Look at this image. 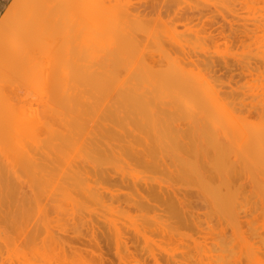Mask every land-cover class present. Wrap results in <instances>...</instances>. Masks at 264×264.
<instances>
[{"label":"bare ground","instance_id":"6f19581e","mask_svg":"<svg viewBox=\"0 0 264 264\" xmlns=\"http://www.w3.org/2000/svg\"><path fill=\"white\" fill-rule=\"evenodd\" d=\"M18 1L19 0H17L14 3V5ZM22 1H27L29 7L30 6H32V7L25 12V14L21 20L16 22V26L14 28L16 31L12 35V37L10 38L11 43L14 44L15 46L17 45L18 50L20 49L18 46L20 45V47H21L22 52L20 51L21 52L20 53L18 51L20 53L19 58H21L23 60V59L31 56L37 50L42 51L51 42V43H55V44H61L60 47L62 46L61 47L62 49L60 50L61 54L59 53L60 57L67 56L69 60H73L74 62H73V67H72V66H67L66 63L61 61V65L63 66L64 72L67 75H69V79L67 80V79L63 78L61 80H56L55 83H53L50 86V88L48 89V94L45 95L42 99H40V102L42 101L41 104H43V106L45 107V110H42V112H38L41 109V108H39L38 111L36 109L37 112L35 111L36 112L35 114L34 113L30 114V112H29V115H28V111L25 114V112L23 113L24 106H22V105H25L27 102L25 104H21L24 101L23 102L22 101H15V100H11V99L6 100L5 98L0 97V192L6 191L5 189L8 188V187H6L7 182H10L11 180L12 181L13 180L18 181L21 178L23 180L28 178V180L30 181L29 183L31 184V182L33 183V181H34V178H36V181H38L37 183H39V185L40 184L42 185V181H45V180L50 181L52 179H55L54 177H56V175L53 174L54 171L56 170L57 173H56V171H55V173L59 174L58 168H60L62 165H63L62 167H64V168L67 167V165H65V163H66L65 158H66V161L67 160L70 161L69 160L70 158L68 159V157H66V155L68 156V154H69L71 156L70 153H71V149H72L76 152L75 155H79V156H76V159H77V157L80 159V157L84 153L83 154L84 157H81V158H83L82 160H84V158L87 156L88 160L92 159V161H94V162L96 161V163L99 162L98 160L102 156L105 159L107 155L108 156L106 159L114 156L111 159L110 158L109 159L115 163L117 161L116 160V157H117V158H119L118 163L116 162L115 164H119L118 168H123L120 166V165H123V164L119 163L120 161H121V163L127 164V160L129 158L131 160H129L130 164L128 166L131 167V164L132 165H134V163L136 164L137 167L133 169L134 173H132L133 175L135 174L134 176H135L136 181L134 183H136V182L139 183V185H141V187L145 183L144 184L145 186H143V188H146L144 191L139 190L136 194L137 196L135 195V191L132 192L133 191L132 185H134V184H132L130 187H127V184L122 180V179H127V177H129L127 174H129L130 171H129V173L124 174L123 169H122V173L124 174V176L126 175V177L122 178L121 180L124 182V184H126V185H124V187H126V188H124L122 185H119V183H121V181L120 182L117 181V185H116V182L114 181L115 182L114 183L112 181L114 178L111 180V177H112L111 175L114 173H111V175H110L111 177L109 176V174H110L109 172H108V175H106V176L102 175V173L101 174L99 173V171L105 172V170H102L104 167H106V165L104 166L105 162H103L104 164H102V162H99V164H102L103 168L101 167V165L99 166V164L97 165L98 168H97V166H95V168H97V170L99 169V167H101L98 171L95 170V173H93V171L91 170L92 168L90 169L92 172H89V171L87 172V170H89L88 168H90V167H88V168L85 167L86 168L85 173L86 172H87L86 174L91 173V174H89L91 177H88V178L86 176L85 177L87 178L86 180L91 181V184L96 182L94 185H96L97 183L99 185H101L106 181L103 185L106 186V184L108 185L109 183H111L112 184V185L110 184L111 186L115 185V186H113V188L119 186L122 188L123 191L125 189V190H128L129 192L131 191L132 194L134 193L133 196H135L136 198H139L138 199L139 201L134 198L136 200V202L131 203V201L132 200L134 201V199L130 193V197H132V198H130L128 195H126V196H128L127 198H130L132 200H129L126 198L129 201L126 204V206H124L125 205L124 204L123 207L124 208L125 207L130 208V207H132V205L134 203H136L137 205L134 204L133 206L135 207V205H136L135 208L137 209V213H140L139 210L141 211L140 216H139V214H135L136 217L139 216V218L142 216L141 214H144V213H142V211L148 210V209H150V210L151 209H154V210L157 209V208H152V207H154V206H152V203H149V204H151V206H150L151 208L149 206H147L148 201H151L154 203L159 202V204H160V202H163V203L170 205V206L166 205L167 206L166 209L169 210V211L167 210L168 213L165 210H162L163 211L162 216H164V213L169 214V217H166V218L168 220H171L172 223L177 224V226L180 229L179 232L177 231V229H178L177 226H175L177 228L174 231L175 227H172L173 229H169V225H167L168 226V227L166 226V228H168L167 230H166V228H165V231H164V229H162L165 232L164 233L160 229L163 227V225L158 227L160 221H157V223H155V220H153V222L155 224H158L157 227L159 228V231H161V232H157V230H158L157 227H154V228H156V229H154L153 227L148 226V225H150V223L151 224H154V223L152 221L151 222L149 221V219L146 216L147 213L145 212V217H146V219H144L146 222L145 228H147V227H150L149 229L153 228V231L155 230L156 233L154 234L151 230L147 229L149 232L151 231L150 233H153L152 235H150L148 232H146L147 230L144 231L142 229L144 232H146V234H144V235H146V237L148 234L149 237L154 235V238L157 236H158V238H163L164 241L159 239L161 241V242H159L160 245L161 244L163 245V246L161 245L162 247L160 246L161 248L165 247L167 244V242L165 244H163V242H165L166 239L168 240L170 238V237H166V232L169 234L170 230L172 232L177 231L178 232L177 234L173 232L174 235L176 234L175 236H178V234L180 233L181 234L180 236H183L182 238H184L186 236V235L185 236L183 235L184 233L183 234L181 233L182 230L186 231V229H187V231L191 232L190 230H192L193 228L188 230L190 225L188 224L189 226H187L186 224L183 223V221H181V219H178L179 217H177V215H175L178 212L176 211V213H175V210H180L179 214L181 215L182 214L181 210H189L188 207L191 209L192 208L196 209L197 207H192V205L197 206L198 205L197 202L199 204H201V207H199L200 206L199 205L198 209L200 208L201 210H208L206 212L207 214H203V215L199 214V213H197V214H199V217H200V215H201V217H203L204 215L209 217V215H210L211 218L210 217H209L210 219L208 218L210 221L206 219L207 218L206 216H205L206 218L203 217L204 219L209 221V223L212 222L211 219H212V217H214L213 216L214 214L215 215L221 214L222 212H224L226 210L228 217H230L229 218L230 222L232 220L231 218L234 219L233 222H231L233 226L232 225L230 226L228 224V222L226 221L227 225H228L226 227L230 226L229 229L227 228L228 230L231 231L230 228L234 227V233H232L233 235L231 234L232 231L231 232L229 231L230 234L232 235V238H231V235L229 234V232H227L226 239H229L227 237V235L229 234L230 238L233 241H234V239H233L234 234L237 237V239L238 238L241 239L243 237V236H241V234H239V231H241L240 229L242 226L241 222L243 223V221H245V223L247 224L245 219L243 221H241L240 217H238V215L242 214L243 212L240 214L237 212L238 213L237 214V213H234L235 210H242V211L249 210L247 212H250L251 210H253L252 212H250L251 214L254 213L253 216H255V214H256V217L260 216L259 217L260 220H262V218L264 219V0H244V2L242 1L244 4L241 1H239L242 3V6L240 4V7L242 9L247 8V10L250 11V12H247V10H246L245 12L249 13V17L251 19L248 16H246L247 13L244 12L245 16H246L244 18L242 17V19H244V20H240L239 18H237L238 16H243L242 14H244V13H241L242 9H240V7H239V9H240L241 14L236 12L238 10V8L236 7V4H238L237 6H239L238 0H232V1L230 0L232 3H229V4H228V2H230L229 0H216V3H213L214 4L213 6H219L220 5L221 7L220 6L219 7L222 9L228 8L231 4L233 6H235L234 11H233V7H231L232 5L230 6L232 9L228 8L227 10L223 11V12H226L225 16H226V14L228 15V13H229V15H233V13L234 14L236 13V15H233L234 17H229L233 21H234V19L237 18L238 21H234V22H241L242 21L243 23H245L244 21H246L247 19H250L249 21L253 20L256 23L257 29H255L256 27L254 25V22L252 23L253 25H250V27H253V26L255 27V28L253 27V30H255L253 32H251V30H250V32H247L249 30V28L246 27V26H249V25H247L248 23L245 24L246 26L242 24L243 26H245V28H243L241 26V24L238 25V27L241 26L242 30H241V28L239 29L238 27H236L237 25L234 26V27H236V29L238 28L240 31L243 32V34H245V35L242 34V36H240V38L245 37V39L248 38L249 41L251 39H254L256 42V46H257L256 52H254L255 48H254V50H252V52L255 54L254 58H253V55H254L253 53H251V54H253L251 58H250V56H248V53H246L247 55H244V56L243 55L238 56L239 54L237 55L234 53L235 56L240 57V59H244V61L245 60L248 61L247 57L249 59H252V60L254 59L255 60V66H256V68L255 67L252 68L251 65L254 66L253 63L252 64L246 63L247 65H244L245 63L244 64L240 63L243 65L244 70L242 68H239V69L237 68L239 71H237V69L235 67L234 70H236L238 72V75L241 72V70L244 71V73L241 72L242 73L241 76H238L239 80L236 78L237 76L236 77L232 76V78L234 77L237 79V81L235 80L236 84H234L235 82L232 83L233 79L230 80L228 83H226L224 81L225 79L223 80L224 77L225 78L227 77L226 74L229 71L230 72L233 71V70L231 71V68L233 69V67H234V64H233L234 62H232V60H231L232 58L230 59L229 56L226 55V53H224V56H225L224 61L227 62L226 64H229L228 68H227V70L228 69L229 70L227 71L224 69L225 70L224 74L226 76L224 74H222L223 78H221L222 77L221 74H220V76H217V74L215 72V71L219 72V70L222 71L220 67H223L225 65V63H224V65H222L223 63L221 61L220 62L222 64H220V62H219V60H221V58L223 57L222 54H221L222 57H220V59L218 57H214V59L218 58V59H216V61L218 60L217 63L219 62L218 66H220L218 68V70L213 69L215 64L213 66L212 62H210V61L207 62V60L206 61L202 60L201 58L204 57V56L201 57L202 54L200 57H199L200 54H198V55L196 54L197 52H199L196 49H202L204 51L203 47H206L205 43L207 42V41L204 42L205 41L204 36L202 37V35H201V33H204L207 31L205 28H203L202 31L197 29V28H199L198 24L203 23V20L206 19V17H207L206 15L211 14L212 17H215L214 15L217 13L216 11L214 12L215 14L213 13V10H215L217 7L215 9H210V8H214V7L209 6L213 1L207 0V1L211 2V3L209 2V5H208V4H206V0H188V2L189 1H191V2L189 5H187V4H185V2H182L183 0L182 1L181 0H152V1L147 0L148 2H152L151 8L155 9L153 12L150 13V16H153V18L146 16L145 12L144 13L141 12V9L142 10L145 9L144 3L141 2V4H144V6L141 5L143 8H141V6L139 5V2H138L139 8H135V2H134V4H132V2L128 1V0H116V1H114V0H22ZM214 2H215V0H214ZM217 2L218 3L220 2V3L218 4ZM179 3L187 5L188 7L190 6L188 9H191V10H189V11L193 12L192 14L195 13L198 17H196L195 14L192 15V17L191 16L189 17V15L187 16V14H189L191 12L187 13L188 9L183 8V7H185L184 5H183V7L182 6L179 7V8H183L182 10H185L184 12L182 11L181 13H185L187 10V12H186L187 14L185 15L187 17L185 19H183V21H182V18L185 16H182V14H181L182 17L180 18L181 20L180 19L178 20L177 18L171 17L170 14L174 13L176 16V14L178 13V12H176V10L174 12L173 8H175L174 6L178 5ZM191 3H192V5H191ZM161 4H163V6H164V8H162V9L167 10V12L164 11L167 14L166 15L163 14V16L165 15L164 16L165 18H163L161 16V12H162V10H161L160 16L162 18L160 16H156V18H155L154 17L155 15H152V13H154L157 9H159L158 7L161 6ZM138 5H137V7H138ZM205 5H206V8H205ZM207 5H208V7H207ZM243 5H245V6H243ZM172 6H173V8H172ZM202 7L205 8L206 10L203 9ZM147 8L150 9V5H149V7L147 6ZM177 8H178V6H176L175 9H177ZM179 8H178V11H179ZM220 8H217V9H220ZM236 8H237V10H236ZM160 9H161V7H160ZM170 9H172V10H170ZM207 9L210 12H208L206 14ZM222 9H220L219 11L221 12ZM157 11L159 12V10H157ZM180 11H181V9H180ZM203 11L205 12V14H203ZM147 14H149V13H147ZM158 15H159V13H158ZM220 15H222V13H220ZM216 16H217V14H216ZM166 17H167V19H166ZM176 17H179V16H176ZM210 18L211 17L209 16V19ZM218 18H220V20L222 19V17H220V16H218ZM215 19L219 20V19H217V17ZM230 19H229V21H230ZM219 21H217L219 24L215 21H214L215 22L214 23L212 20L210 21L211 22L210 23L207 19V21L205 20V22H208V24L206 23L204 25L208 26L209 24H211L212 26H209V28L211 29V27H212V29H213V26H214V30L216 32L223 27L226 29V30H223L224 28L221 29L222 31H220V33H219V31L217 33L214 32V33H212L213 35L216 33V35L219 36L223 31H225L224 35L228 34V32H229L228 24H226V22L228 20H226L225 25L222 22L223 21L222 20L221 21V23H223V24H221L222 26L220 25ZM249 21H246V22H249ZM195 22L197 23V25ZM212 22L215 25L217 23V25H220L221 28H220V26L216 27L217 25L215 26ZM235 24H237V23H235ZM179 25L183 26L182 29L184 31L181 32L178 29ZM204 25L201 27H204ZM230 27H232V25ZM234 27H232V28H234ZM47 28H51V29L48 31ZM179 28L181 29V27H179ZM206 28H208V27H206ZM232 28H231V33L229 32L231 35L230 34H228V36L227 35L226 36L221 35V38L225 37L224 39H219V37L216 38L217 36L214 37L212 35L211 37H213V38L211 40V37L208 34L206 37H210V38H206V40L209 39L208 42H210V40H211V42H213L215 39L217 41L218 40L223 41L226 39V37L227 38L229 37L230 39H226V41H227V43L229 42V44H230V41L231 40L233 41V39H231L232 38L231 36L233 35V38H235V39L233 41V47L231 46L232 43L230 44L231 47H230L229 53L231 55L234 51L236 52L239 49V47H241V49H243L242 46L244 44H245V49H246V47H248L249 44L253 48L252 44L255 45L253 40H251L252 43L251 42L249 43V41H247V39L245 40L243 38V41H242V38L240 39L239 37H238L239 42L241 40L242 45L240 44V46L238 47L236 45V44L239 45V43H237L238 39H236V37L238 35L235 33V35H237V36H235L232 33L233 32ZM204 29H205V31H203ZM194 30H195V33H191V31H194ZM226 31H228V32H226ZM208 32H211V31L208 29ZM212 32H213V30H212ZM250 33L253 35H249ZM222 41H220V42L218 41V43H219L218 48L225 46V44H227L226 41H225L224 45H223L224 42L221 44ZM211 42L209 44L212 47L211 46L209 47L208 43H207V46L209 47L208 49H210V48L213 49V47L217 45L216 41H214L213 43H211ZM234 42H235V45H234ZM213 44H214V46H213ZM236 46L238 47V49L234 50L235 48H237ZM251 47H248V48H251ZM231 48H234V49H231ZM241 49H240V51H241ZM216 50H217V48H216ZM232 50H234V51H232ZM209 51H211V50H209ZM214 51H215V49H214ZM242 51H244V50H242ZM238 52L239 51H237V53ZM214 53H216V51L213 52V54ZM208 54H212V52L207 53V55ZM218 54L220 56V53H218ZM226 56L229 58V60H231L230 62L232 64L229 63L228 60L226 61V59H227ZM242 56H243V58H241ZM3 57H6V56H3ZM209 58L211 59V61H213L210 56H209ZM216 61L214 60L213 63H216ZM7 64H8V62H7ZM7 64H6V66L9 65V64L8 65ZM19 64H20L19 62H13V65L15 66V67L13 66V68H16V66L18 67ZM216 66H217V64H216ZM229 66L230 67L232 66V67L230 68ZM235 66H238V65H235ZM0 68H1V65H0ZM8 68L11 69L12 67L10 66ZM215 69H216V67H215ZM245 71L248 73V76H246V78H244V76H242L243 74L247 75L245 73ZM233 72H235V71H233ZM249 76H250V78H247ZM241 77H242V79H241ZM240 79H241V81L243 79H247L250 81L245 82L244 85L240 84L242 86L237 87L236 85L239 84V82L241 83ZM242 83H243V81H242ZM7 85L4 84V86H7ZM8 86H10V84ZM46 86L48 87V85H46ZM5 88H3V85H2V89L5 90ZM0 90H1V88H0ZM6 91H7V89H6ZM0 94H1V92H0ZM50 94H53V95H50ZM147 101L149 103L148 108L149 107L151 108V106H152V108H154L153 102L155 101V103H156L159 101L158 104L161 105V106L160 105L159 106L162 107V109L160 107L159 108L165 112V113H163L164 116L166 118L168 117L165 120V122H163V121L158 122L155 119L156 110L154 111L152 108L151 109L149 108V110H147L146 109L147 107H145V109L143 108V111H147V112L150 111V113L145 112V113H147V116H146V114L143 113V111H141L143 114L142 115L143 118H141V114H140L141 113L140 112L141 102L147 103ZM150 101H153V102L150 103ZM170 101H171V104L174 103V101H177L176 105L174 104L175 105L174 107H176L178 109H175L176 111H174V112H178V115H177V113H175L176 115H174V112L172 111L173 107L171 108L172 110L171 109L166 110L165 108H163V106L165 104H167V102L170 103ZM177 103H179L180 105ZM151 104H153V105H151ZM18 105H21V107H22L21 109H23V110L20 109L21 110L20 113L17 112V110H19ZM30 106L33 107V105H30ZM40 106H42V105H40ZM181 107H182V109H181ZM28 108L29 107H27V109ZM158 109H157V111H158ZM32 110H34V109H32ZM161 110H159V112ZM159 112H156V113L161 114V116H162V113H159ZM180 112L183 115V117H180L177 119L178 120L180 119L181 123L176 119V116L178 117L180 115ZM144 116H146V117H144ZM203 118L206 121L205 120L203 121ZM162 119H164V117ZM181 119H182V121H181ZM202 121L205 122V125L202 123ZM193 135L196 138H194ZM178 143H181V144H178ZM68 150H70V151H68ZM64 152L65 153L68 152V153L64 155L63 161H61V163H60L59 160H61L60 159L61 156L63 157ZM80 152H82V154H80ZM56 157H58L59 160ZM96 157L99 159H97ZM122 157H124L123 159H126L127 157H129V158H127V160H124L125 162H123L122 160H120V158L122 159ZM76 159H75V161H76ZM93 159H96V160H93ZM101 160L102 159H100V161ZM54 161H56L58 168H56L57 165L54 164ZM57 161H59L60 164H62V162H63V164L60 166V164L57 163ZM68 161H67V163H68ZM78 162H79V160H77L76 162L70 161L69 165L71 163H73V164L76 163L78 168L74 170L73 169V168H75L74 165H72L73 168H71V166H68L69 168H66L65 170L68 171V169H69V172H66L65 174H62V175L59 174L58 175L59 177L56 178L57 183L59 182L58 185L62 184L61 182H63V184L65 183L66 186L68 185V187H70L69 185L72 184V183H70L72 180H74V181H72L73 183L76 182L75 181L76 179L79 180L78 182L81 185L82 189L80 188V186L75 185L76 183H74L73 185H71L72 187H70L71 189L73 188L74 190H76V188H77V191H75V193L78 192L79 194L78 193L75 194L73 192L74 191L73 189H72L73 191H71V192H73L74 194H72L70 192V190H71L70 188H69L70 190H68V191L66 190V191L68 192V194L70 192V194H72V197H73V195H75L76 197H77V195H79V196L81 195L80 198L78 196V198H79L78 201L80 200L82 202L84 199H86L85 201H83V203L88 202L89 206H87V204H85L86 208H85V211H83L84 209H82V207L84 206V204H83V206L80 205L81 206L80 207V206H78L79 204L77 203L78 204L77 206L79 207L78 208L79 211H76V212L77 213L79 212V215H80L81 214L80 208H81V210L83 212H85V215H82V216L89 217L90 215H92V213H93V215L97 214V212H99V210L96 213H94L95 211L91 212V214H89V216H88V214H86L87 213L86 211H88L89 209H90V211L94 210L95 206L93 205V203L97 199L96 197L99 196L100 197V199H98L99 201H103L106 198L105 202H107V199H108L107 203H109V201H110V203L113 202L114 200L111 201L113 198L115 200L118 198L117 199L118 203L121 204V207H120L121 211L119 208H117V210L119 209L118 211L120 213L121 212L127 213V211H126L127 209L126 210L122 209V203H120L123 198L125 199L126 196L124 195V193L126 191L124 193L122 192L124 196L121 195L122 193H120V195H117V196L114 195L113 198L111 199V196L105 195V194L109 195V192H107L109 188L106 189L107 191H105L107 193H104V191H102L104 193L103 194L102 192H100L98 190H102V189L104 190V188L98 189L96 191L92 189L94 191L93 192L91 190V188L93 187V185H92L91 188L89 187L90 190H88L89 188L85 190V191H88V193L86 192L88 195V198H89L87 200V197L84 195L85 192H83V188L85 187L84 186L85 184H86V186H89L88 184L90 181L87 182L84 178H82V180L84 179L83 181H85V182H83V181H81V179H79L80 176H79V174L77 175V173H80V171H81V173L82 172L84 173V170H83L84 168L83 169L80 168L81 164H79V166H78ZM48 163H50V164L53 163L55 165V167L53 168L54 171H53L52 175L49 172H47L48 168H49L47 166ZM110 165H111V163H110ZM128 166H125V167H128ZM112 167H108L105 169L108 170L109 168L111 169ZM116 167L114 166L112 169H114V168L118 169ZM142 167H143V169H142ZM137 168H141L142 170L138 169L141 171H138V173H137ZM70 169L71 170L73 169L74 171H71ZM78 169L80 171H78ZM44 170H45V172H44ZM59 170L61 172V170H63V169H59ZM76 170H77V173H76ZM133 170H131V171H133ZM106 172L104 174H107ZM118 172L119 171L117 170V173ZM97 173H99V174H97ZM136 173H137V175L140 173L139 175H141V178H139L136 175ZM123 174H121V175H115L114 174L115 175L114 177H116V179L118 177V180H120L119 178H121L120 176H122ZM30 175H33L34 178ZM47 175H50V177H48ZM81 175L84 176V174H81ZM108 176L110 177V180L113 183L109 180ZM106 177H108V178H106ZM30 178H31V180H30ZM94 178H95V180H94ZM106 179L109 180V183H107L108 180H106ZM116 179H114V180H116ZM99 180H101L100 183H99ZM138 180H139V182H138ZM143 181H144V183L141 184V182H143ZM166 181L170 182V184H171V187L170 186L167 187L168 189L163 187L164 182H166ZM23 182H25V181H23ZM153 182H155L156 185H154ZM68 183H70V184H68ZM13 184H15V183L13 182ZM30 184L28 185L29 187H27V189L30 188V186H31ZM34 184L35 183H33V185ZM63 184L60 185V187H62ZM65 184H64V187H65ZM98 184H97V186H98ZM39 185H37V186L39 187ZM9 186H11V185H9ZM42 186H41V188H45V190H47L46 189L47 185L46 186L42 185ZM73 186H75V188ZM13 187L11 186V189H13ZM16 187H17V192L16 191L12 192V193H14V195L15 194L18 195V191H19L18 188H20L18 186H16ZM32 187H34V186H31L30 189H32ZM48 187H49V185H48ZM60 187H59V190L61 189ZM64 187H62V188H64ZM68 187H66V188H68ZM78 187L80 188V190L83 193L79 191ZM49 188H53L52 185ZM66 188H64V189H66ZM64 189H63V191H65ZM33 190L36 191L35 189H33ZM40 190L41 189H39V191H37L38 193L31 190L33 192V194L37 193L40 195L39 196L36 194V196H37L36 199L32 198L34 200H32V199L30 200V201H32V203H33V201L36 202L37 198L40 200V203L38 200V204H39L38 206H37V202L33 203V204L31 202H29L32 204V207L34 204L37 207H40L41 203L44 204V202H41V200L46 201L47 195H49V193H51V190H49V189H48L49 191H45V192H49L47 194H45L44 191H40ZM117 190H118V192H120L119 189H117ZM117 190L114 189V190H112V192L117 191ZM180 190H183L184 191L183 193H186L185 197H186V195H188V197L191 196V198H189L190 201L188 199L181 198L182 196L179 193L177 194V192H180ZM11 191H9V192L6 191L7 195L11 196V194H12V193H10ZM60 191L63 192L62 189ZM41 192H43L44 195H42ZM80 193H82V194H80ZM114 193L115 192H113V194ZM23 194H24V192H23ZM23 194H22V197L26 198V196L24 197ZM26 194H27V192H26ZM116 194H119V193L116 192ZM0 195H2L4 197V192L0 193ZM41 195L43 197H46V198H43ZM173 195L175 196L176 202L179 203L180 207L176 204ZM177 195L181 196V197L178 198ZM12 196H11V198H12ZM56 196H59V194ZM102 196L104 199L101 198ZM121 196H123V197H121ZM40 197L43 199H41ZM83 197H86V198L83 199ZM107 197H109V198H107ZM193 197H195V198H193ZM91 198L93 199L94 202L89 201V200H91ZM7 199H9V198H7ZM56 199L57 200H54V201L52 200L54 202V205H55V206L54 205H52V206H54L56 208L57 205L58 206L61 205L60 206L61 208L59 207V209H58V207H57V210H63V212L59 211L60 212L59 213L58 211H53L55 208H48L47 212L48 211H50V212H48L49 214H46V216H44L43 210H40L39 208H37L38 213H36L34 215V212H36V210H35L36 206L34 205L35 207H33L34 211H32V207L29 210V208H28L29 205L28 204L26 205L25 202H20L23 205L22 208H24V209L21 208L22 210H20L19 202L15 201V203L16 202L18 203L17 207L19 209L16 207H15L16 210L15 209L14 210H12V209L11 210H4V209L1 210L0 209V224L3 223L4 225H7V226L9 224L10 225L13 224L12 225L13 227L11 228V230L12 229H14V230H12V231L10 230L11 235H13L15 233L14 231L16 229L18 230V228H19V230L20 229L22 230L24 228L22 231H24V230L26 231V227L29 225L31 226L32 222L35 220V223L33 222L34 224L32 225V227L34 226L32 228L33 229L32 231L34 233L35 232L34 228H37L36 225L41 227L43 224L47 223L48 222L47 217H50L52 215L51 212L53 211V212H55L54 216L58 215L60 219L57 218V216H56L54 218V220L57 219V221L56 220L54 221L51 219L50 220L52 222L54 221V223H56L59 228L63 227V226H60V224L65 225L66 222H65V224H62V223L59 224L58 220H60V222L61 221L63 222V220H64L63 218L65 217L64 215L66 214L65 212L67 211V213H68V210H65V209H68L70 207V205H69L70 203H67V200L65 201L66 202L65 203L64 202L65 199L64 200L60 199V201L63 200V203L60 202V204H57L59 198L56 197ZM75 199L77 200V198H75ZM124 199H123V201H124L123 203H125V201L127 202V200H124ZM191 199H193L194 202L193 201L191 202ZM196 199H198L197 202L195 201ZM2 202H3V200H2ZM105 202H101V203H105ZM129 202H130V204H129ZM3 203L7 204L9 202H7V203L3 202ZM23 203H25V204H23ZM91 203L94 206L92 209H91V207H92ZM114 203L118 204L117 202H114ZM163 203H161L162 207L165 206V204L163 205ZM194 203H196V204H194ZM2 204H0V206ZM11 204H13V206H15L14 201H13V203L11 202ZM11 204L9 207H11ZM63 204L65 206H63ZM128 204H129V206H127ZM159 204H157V205H159ZM90 205H91V207H90ZM2 206L4 208V205H2ZM6 206H7V208H9L8 205H6ZM41 206H42V204H41ZM101 206H98L100 208L95 207V209L96 208L102 209ZM117 206H119V205H117ZM63 207H64V209H62ZM134 207H132V208L134 209ZM0 208H2V207H0ZM70 208H72V207H70ZM70 208H69V210H70ZM164 208L165 207H163V209ZM73 209L70 210L71 214L73 212L72 211ZM103 209H105V211H106V208H103ZM107 209L109 210L108 207H107ZM221 210H224V211H221ZM230 210H231V213H234V215L230 214ZM232 210H234V212H232ZM90 211H88V212H90ZM107 211L104 214V212L102 213L100 210V212L103 215L107 214V217H108L109 213ZM130 211H132V209H130ZM134 211L135 210H133V212ZM151 211H152L151 213H153V210H151ZM157 211H159V210L157 209L155 212L157 213ZM162 211H159V212H162ZM211 211H212V215H211ZM45 212L46 211H44V213ZM61 212L63 213V216H60V215H62ZM226 212H225V214L222 213V215H225V217H223L224 220H226L225 218L227 217ZM151 213H149L150 216H151ZM186 213H187L186 215H188V212H186ZM73 214H74V212H73ZM102 214H101V217L100 216H98V217L104 219L105 216H103ZM246 214L248 215V213H245V215H243V216L246 218H248V217L250 218V216H249L250 214L248 216ZM127 215L129 216V213ZM184 215H185V212H184ZM189 215H190V217L192 216L191 214H189ZM222 215H220V217H222ZM232 215H233V217H232ZM71 216L72 215H70L69 217H71ZM76 216H78V215H76ZM95 216L96 215H94V217ZM113 216H114V214L111 217L114 218L115 216L114 217ZM160 216L158 219H162V216L161 217ZM194 216H195V214H194ZM75 217L73 219L74 223L71 220H70L71 222H68L69 224L73 223V224H70L71 227L69 226V228H68V226H67L68 223L66 224V226H67V227H65L66 231H67V229L70 232L73 231L72 228H73L75 222H78V224L76 223L77 225L74 226L75 228L77 227L76 230L74 229L75 232H77V230H80V229L82 230V227L84 229L85 220L83 219L84 220V222H83V221H81V217H80V220L78 218H75ZM91 217H89L90 220L92 219ZM94 217H93L94 220L92 219V222H94V223L96 222L97 219H98L97 221H99V220L103 221L102 219L94 218ZM107 217L105 218V220L107 219ZM109 217H108V219H109ZM145 217L143 216V218H145ZM170 217L172 219L174 218L175 221H174V219L172 220ZM228 217H227V220H228ZM51 218H53V217H51ZM65 218H67V217H65ZM139 218L137 221H139ZM163 218H165V217H163ZM186 218H187V220L189 219L187 216H186ZM191 218H194V219L196 218L195 222L198 223L197 220H199V219L196 216L195 217L192 216ZM215 218H217V216H215L213 218V220L215 222H217ZM257 218L255 219L256 221H257ZM28 219H31L32 221H28ZM67 219H69V218H67ZM71 219H72V217H71ZM86 219H88V218H86ZM114 219H118V216H117V218H114ZM128 219H130V216L128 217ZM155 219H157V218H155ZM204 219L201 218V222H203ZM109 220L111 221L112 219H109ZM119 220L121 221L122 219L119 218ZM130 220L132 222H134L132 219H130ZM206 220L203 223L206 224L207 223ZM252 220H254V218L251 219L250 221L248 220V224L250 226H251V224L254 223V221L252 222ZM27 221L30 222L31 224L26 225V227L20 228V227H22L21 224L23 225L25 222L27 223ZM88 221H89V219H88ZM120 221H119V226H120V228L121 227L122 228L119 230H122V229L124 230V228L127 229V227H131V225H132L126 220L128 226H126L127 224H124L125 227L123 228V226H121V224H123V222L121 221L122 222L121 223ZM123 221H124V219H123ZM137 221L135 220V222H134L136 226H137ZM166 221L164 223H166ZM214 221L211 223L212 225L214 224ZM106 222H108V221H106ZM111 222L115 223V220L111 221ZM141 222H143V221H141ZM145 222H144V224H145ZM201 222L198 223L199 224L198 227H203L204 229L201 228L202 230L208 231V229L205 227V224L204 225L200 224ZM222 222H223L222 223L223 229L226 230V227L224 226V225H226L225 224L226 222H224V221H222ZM257 222H260V221L258 220ZM82 223H83V225H81ZM85 223H87V222H85ZM124 223H125V221H124ZM209 223H207V224H209ZM3 224H1V225L3 226ZM25 224H24V226H25ZM56 224H54V225H56ZM110 224L111 223H109V225ZM155 224L153 226H156ZM171 224H170V226L173 225V224L172 225ZM178 224H182V226L181 225L179 226ZM191 224H192V221H191ZM48 225L49 224H47L46 226H48ZM80 225L82 227H79ZM95 225H96V223H95ZM117 225H118V223H117ZM212 225H211V228L212 227L215 228V226L217 228V226L219 224L215 223L213 226ZM254 225H256V223L253 224L252 227L249 226V228L252 229ZM57 226H55V227H57ZM85 226L88 227V228H85V229H87L86 233H78V236L82 235V237H83V235H85V236H88L91 238V236L93 234L91 231L92 229H89L90 226L87 224ZM105 226L103 225V228H105ZM164 226H165V224H164ZM52 227H54V226H52ZM58 227L56 229H58ZM95 227H97V226H95ZM114 227H112V229L109 228L110 234H111L110 230L111 231L112 230H118V229H113ZM142 227L143 226L141 225V227L139 229L141 230ZM209 227L210 226H208V228ZM262 227L264 229V222L262 223ZM4 228H6V226H4L2 228L3 230L1 229V231H4L6 233L7 228L5 229L6 231L4 230ZM43 228L46 229L45 226L42 227V230H43ZM70 228H71V230H70ZM137 228H138V226H137ZM194 228H195V226H194ZM219 228L220 227H218L217 229H219ZM249 228L247 229L245 227V229H247V231L246 230H245L246 232L244 231V233L248 234L249 236L251 235V234H249V233H251V231L254 233L255 231L257 232L258 229H261L259 227V228H257V230L254 228L250 231ZM9 229H10V227L8 226L7 234L9 232ZM39 229L40 228H38V232H37L36 236H38L39 231H41ZM88 229L91 231V232H89V234H91V235H87L88 231H89ZM93 229H94V227H93ZM97 229H99V228H97ZM133 229L134 228H132V230ZM215 229H213V230H215ZM81 230L79 232H81ZM101 230L104 232V233L102 232V234H103V238H105V241L108 242L109 244L111 241L113 244V240H115V239L113 238L112 235L117 233V232L114 231L110 235V234H108L107 229H101ZM101 230L99 229V231H101ZM105 230H107V232H105ZM123 230L121 233H123ZM140 230H138V233ZM142 230H141V232H143ZM216 230L214 231V234H215V232H217ZM248 230L250 231L249 233H247ZM47 231H52V229L47 230ZM64 231L65 230H62L63 233H66V231L65 232ZM94 231L95 230H93V232ZM126 231L129 233V230H126ZM126 231L124 230L125 233H126ZM12 232H14V233H12ZM29 232L30 231L28 230V233ZM52 232H54V231H52ZM75 232L73 231L74 234L72 232H71L72 234H70L69 232H67V233H68V235H74L73 238H75V239L78 238L76 240L80 241L81 243H78V242H77L78 244L73 243V241L76 242L74 239H73V241H71L72 239H67L69 236H67L66 238L64 236V238L67 240V242L72 243V244H70L71 247L68 244L69 245L68 248L71 249L70 253L68 252L67 248H62L61 241L64 238H63V236H62V238L59 237L58 236L59 234H57V233H56L57 235L55 237L53 235H51L53 237V239H52L53 241H55V240L58 241V243L57 242L55 243V244H57L56 245L57 248L55 247L54 243L51 242V239L49 238L50 239L49 240L48 237H46V236H44V237H46L47 239L46 238L43 239V237L41 239L39 236L37 238L38 239L40 238L41 241L43 240L44 243H46L47 240H49L48 244L46 243L47 246L49 247L48 248L46 246L47 250L45 247L42 248V245L44 243H42L43 241L41 242L40 239H39L40 242L37 240L38 243L34 244V243H36V242H34L33 245L31 244L32 239L31 240L27 239V240L31 241V243H30V241H27V244L29 242L32 245V248L34 245H37L35 247L37 250L34 248L31 251V247H29L30 244L28 246L27 245L24 246L25 248L30 249V251H29V250H25V248H23L26 251V253L30 254L32 252L30 254V256H29V254L24 256V258H26L25 263L29 262V264H31V263L34 264L36 262L35 264H42V263L44 264V262L46 261V259L48 257H46V259H45V258H42V256L43 257L45 256V254H46L45 251H48L49 253H53V252H51V249L54 246L55 248L53 249V251H55V249H57V251H58V247H61V249L59 250L60 252H57V251L54 252V253L57 252V254H55V256L57 255L58 257H56V258L60 257L58 260H61V261L66 260L64 258L62 260V254L67 251L69 253L68 254L69 257H67L69 264H70V261L71 262L75 261L77 258V260L75 261V262H77L82 257H86L87 260L86 259H84V260H86V262L89 261L90 263L93 264L94 263L93 260L90 261V259H88L89 255H90L89 253L92 254V251L91 252L89 251L90 249L93 248V247L92 248L90 247L92 244L91 245L89 244L90 249L84 251V250H82V248H80L81 251H79V252H77L79 250V248H76V250H75L76 246L74 248H72V245H75V244L81 245L83 243L82 247H84V245H86L90 241H92L91 243H93L98 237H99V239H102L101 238L102 236L100 235L101 233L99 232L100 233L99 234L97 232L100 236H98V234H96V237H94L95 234L93 235L94 241H93V238L90 239V238L86 237V239H88L87 240L88 242H86V240L83 242L84 239H82L81 236H80L81 238L76 236ZM134 232H136V231H134ZM134 232H133V234H134ZM200 232L201 231H195V233H194V231H192V233H194V235L198 236L199 234H201L202 237L204 236L206 238V236L202 235L203 233H200ZM203 232L211 234V233H209L210 231H208V232L203 231ZM222 232H223V230H222ZM242 232H243V230L240 233H242ZM259 232H260V230H259ZM21 233L24 234L23 232H21ZM21 233L19 231V236L16 235V233L14 236L20 237L22 235ZM28 233H27V237L29 235ZM46 233H48V232H46ZM59 233H60V231H59ZM105 233L107 236L105 235ZM118 233L115 235L118 236ZM125 233L122 235L125 236L126 234H128V233H126V234ZM157 233H159L160 236ZM163 233H164V235H163ZM212 233H213V231H212ZM223 233L220 232V234H223ZM260 233H258L257 235H256V233H254V234L258 237L261 236V239H258V240L259 241L262 240V242L264 243V238L262 239V237L264 235H262V234L259 235ZM217 234H219V233H217ZM161 235H162V237H161ZM171 235H168V236H171ZM174 235L171 236L172 237V238H170L171 240L169 239L170 240L169 243H171V245L169 243L167 244V246H169L168 248H170V251L172 250L171 249L172 247H170V246H173V251L171 253H173L175 251L176 245H177L176 248L178 247L177 250H179L181 247L180 246L181 244H179V242L182 241L181 237H177L178 239L179 238L181 239V241H180V240H177V238H175ZM194 235L191 234V236H194ZM242 235H243V233H242ZM40 236H42V235H40ZM111 236H112V239H111ZM123 236L120 238L127 239V240L131 239V241H132V236H133L132 234L129 237L126 236V238ZM138 236H139V234H138ZM207 236L209 237V235H207ZM214 236L215 235H213V236L211 235L210 236L211 238H206L207 239L206 241L209 243L210 240L217 239V238H215L217 235L215 237ZM245 236H244L243 240H246ZM251 236H250V238H248L250 241H251V239L254 238L253 236L252 237ZM22 237H23V235H22ZM27 237L25 236L23 238H27ZM56 237L61 238V239H57ZM136 237L134 238V242L136 240H138L140 242V244L143 245L142 241H143L144 237L142 238V241H141L140 237L139 238H136ZM173 237L175 238L176 241L173 240ZM204 237L203 238L200 237V238L203 239V241H204ZM224 237H221V240ZM0 238L2 239L3 236ZM115 238H118V237L115 236ZM154 238L152 237V239H154ZM194 238L198 239L199 237H194ZM200 238H199V240H200ZM1 239H0V241H1ZM3 239H5V238H3ZM7 239H8L7 240L8 242H11L12 238H7ZM22 239H19V240H20V242H23L22 244L24 245L25 239H23V241H22ZM45 239H46V241H45ZM89 239H90V241H89ZM149 239H151V238H149ZM187 239L188 240L191 239L190 240L191 242L193 240L192 238H190V239L187 238ZM231 239H230V241H231ZM237 239L235 238V240H237ZM127 240H125V241H127ZM144 240L147 241V239H144ZM155 240H157V239H155ZM196 240H195V242H196ZM221 240L217 242L218 245L221 244L220 245L221 247H223V246L225 247V245H228V247H229V245H231V243L233 242V241H231V243H229V241L226 242L225 239H223L222 241ZM243 240H241V241H243ZM255 240L254 241L252 240V241L255 242ZM97 241L99 242V244H97L98 243L97 242L95 247H97V245H100L102 242L106 243V242H104V239L101 240L102 242L99 240H97ZM138 241H136V242L139 244ZM146 241H144V243ZM154 241H152V242H154ZM171 241H174V243ZM190 241L188 242L185 240L186 246L188 244L189 247L184 246V244H183V243H185L184 241L181 242L182 246H184L183 249L185 247L187 249L188 248L189 249L187 252H186V250H185V252L184 251L180 252L182 250V248H181L178 251V253L179 252L180 253L179 254L176 253V257L179 258L181 256H184V255L180 256L181 253H183V254L188 253L187 254L188 258L186 257V260L188 259L190 261V259L193 256H195V255H192V252H193L192 245L193 244L197 245V244L194 241H193L194 243L191 244ZM206 241H204V243ZM224 241L227 244H224L225 243ZM237 241H236V244H237ZM3 242H4V240H3ZM3 242H2V244H3L2 247H4V249L3 248L2 249L3 250H5L6 248L9 249L8 247L11 246L12 242L10 243V245H7L8 247L4 246L5 244H8V243H6V241H5L4 242L5 244H4ZM18 242H16V244H18ZM118 242H121V241H118ZM211 242H210V244H208V243H205V244L207 246L210 245V248L211 247H213V248H211V250H210L209 247H207L203 243L204 244L203 248L205 246L207 248L205 247V249H203V248L200 249V254L202 252L206 253V251L208 249H209L208 250L209 252L207 251V253H210L212 250H213L212 252H214V248H215L214 246L215 245L212 246ZM39 243H42V244L40 245ZM64 243H65V241H64ZM64 243H63V245H66ZM103 243L101 244L102 249H103L102 252L106 253L107 251H110V252H107L106 254L110 253L111 255H113L112 252L116 251V249H115V251L113 250L114 245L112 246V249L111 248L109 249L108 244L106 246H104ZM159 243H158V245H159ZM175 243H176V245H175ZM241 243L239 241V243L237 245H240ZM255 243H257V241ZM16 244H13L10 247V250L13 247L16 248L17 247ZM22 244H19L18 246L20 247ZM49 244H52V247L49 246ZM114 244H115V242H114ZM121 244L123 245L122 242H121ZM138 244H134V246H137ZM148 244H150V243H148ZM148 244L145 247H147ZM242 244H244V242ZM245 244H247V243H245ZM249 244H251V243H249ZM94 245L95 244L93 243L92 246H94ZM115 245H118V244L116 243ZM128 245H129V247L127 246L128 249L131 248L130 247L131 242ZM190 245H191V247H190ZM233 245H234V242H233ZM79 246H77V247H79ZM257 246H255V248ZM0 247H1V245H0ZM65 247H67V246H65ZM86 247H87V245H86ZM86 247L83 249L89 248V247H87V248ZM106 247H108L107 248L108 250L105 249ZM116 247L119 249V251L120 250L122 251V249H120L119 245ZM140 247L141 246H138V249ZM150 247H151L152 254H153V249H152L153 247L151 245H150ZM228 247L226 246L225 249L224 248L223 249L229 250ZM240 247H242V246H240ZM136 248L137 247H134V249H129V250H132V252L138 253V251H135ZM147 248H149V247H147ZM258 248H260V247H258ZM263 248L264 247H262L261 249H258V250L261 251V250H263ZM93 249L95 250V248H93ZM97 249L99 252L100 248H96L95 251H97ZM118 249H117V252H115V253L119 252ZM126 249L127 248L123 247V251L125 250L124 251L125 253H127ZM141 249H142V247H141ZM143 249H145V248H143ZM246 249H249V248H246ZM0 250H1V248H0ZM43 250H44L45 254L41 255L44 252L41 253L40 251H43ZM62 250L63 251L66 250V251L63 252ZM155 250L158 251L156 249V247H155ZM216 250H217V248H216ZM218 250H220V249H218ZM222 250H220V251H222ZM228 250L226 252L229 254V252H231V251L228 252ZM231 250H232V252H235V250H239V249H234V250L231 249ZM250 250H248L249 253H251ZM12 251H14V250H12ZM16 251H17V248H16L15 252ZM87 251H89V252H87ZM144 251H145V254H144ZM167 251L169 252V249ZM189 251H190V253H189ZM254 251H256V250H254ZM2 252L3 251H1V253ZM15 252H13V253H15ZM22 252L17 251L16 253L19 254L17 256L18 257L23 256L22 254L20 256V253H22ZM61 252H62V254H60ZM67 252L64 255H67ZM73 252L78 253V255L79 256L81 255V257H79L78 255H75V254H73V256H72L71 253H73ZM82 252H84V253L86 252V253L84 254ZM124 252H122L123 256L121 253V256L126 258V256L130 255L129 256L130 260H132L134 257L136 258V255L138 256V254H136L133 257V253L131 254L129 252H128L129 254H125L126 255L125 256ZM139 252H140V256L142 255V253L144 254L141 257L148 254L146 252V249L143 250V252L139 250ZM232 252L229 255L234 254L235 258H236V254H235L236 252L235 253H232ZM245 252H246V250H245ZM35 253L38 254L39 256L36 255ZM94 253H96V252H94ZM94 253L92 254V256L94 255ZM100 253L99 254L97 253V254L99 256L103 255L102 253L101 254ZM197 253L199 254V252H197ZM215 253H217V252L215 251ZM242 253H243V251L241 252V254ZM258 253H259V251H258ZM258 253H255V254H258ZM6 254H7V252H5L3 255H6ZM97 254H96V256H97ZM163 254H161L160 256L162 259L164 257V259L166 261L167 258L165 256L169 257V254L166 253L165 256H162ZM212 254H214V253H212ZM238 254L240 255V251L237 253V255ZM246 254L247 253H245V254L243 253L242 255H246ZM31 255H33V257ZM177 255H179V256H177ZM208 255L209 254H207L205 257L206 262L207 261L209 262L210 258L212 260L213 259L212 257H216V259L214 258L215 260L210 261V262L217 261V263L214 262L213 264H218V263L220 264V262H222V264H226L227 260L225 263V259H227V257H228L229 258L228 260H230L231 257H233V256L230 257L227 255L223 259L221 256L224 257V255H226V254L222 255V253H220V256L218 255V253H217V256H216V254H215V256L211 255L212 257L211 256L209 257ZM242 255H241V257L239 256V259L241 260V263L244 262L243 264H246L245 260L242 261L244 259V257L242 258ZM252 255H253V253H252ZM11 256H14V255H10L9 257H11ZM34 256H35V258L37 257L38 261H39V259H41L42 261L41 260L40 261L42 263H37V261H35V262L30 261V260L34 259ZM70 256L72 259H70ZM74 256H75V258H74ZM99 256H97V257H99ZM156 256L157 255L155 254V257ZM160 256H158L159 257V259L157 258L158 260L161 259ZM200 256H204V254L202 253ZM207 256L209 257V259ZM248 256L250 257V255H248ZM248 256L246 255L247 258H248ZM255 256H257V258L259 256L264 257V255H262V252H261V255H259V256L255 255ZM122 257H121V260H123ZM131 257H133V258L131 259ZM176 257H175V259H176ZM196 257H197V255H196ZM7 258L8 257L6 255V258L4 259V264L8 263L6 260ZM29 258H31V259L29 260ZM73 258H74V260H73ZM93 258H94V256H93ZM102 258H104V256ZM114 258H112L111 261L110 260L107 261L106 259H105L106 261L102 260V259L101 260L104 261L105 263L108 262L109 264H110V262H111V264L119 263V260H117L118 262L116 261L117 263L113 262ZM129 258H127V259L129 260ZM135 258L133 260L134 263L138 262V261L140 264L142 263V258L141 259H138V258L135 259ZM145 258H147V257L145 256ZM145 258L143 257V259H145ZM170 258H171V255H170ZM206 258L208 260H206ZM257 258L255 257L253 259L255 260ZM11 259L13 261V264L14 263L17 264L16 261H14L15 258L11 257ZM11 259L8 258V261ZM44 259H45V261H43ZM49 259H50V257L48 258V260ZM164 259H163V261H164ZM181 259H183V261L185 260L182 257H181ZM253 259H251V257H250V259L248 258V262H249V260H253ZM5 260H6V262H5ZM34 260H36V259H34ZM48 260L46 261V264H51V262H50L51 260L49 261L50 263H48ZM188 260L184 261V262H188ZM194 260H195V263L197 260H198L199 264L201 262V261L199 262V255H198V258H196V259L194 258ZM194 260H191V261L193 262ZM203 260H204V257H203ZM237 260H238V258H237ZM259 260H261V258ZM1 261L3 264V260H1ZM53 261H52V263H53ZM61 261L59 262V264L63 263ZM123 261L126 262L125 260H123ZM143 261H146V260H143ZM147 261H146L147 264L148 263L154 264L153 262H155L156 260L152 262L151 258H149V261L151 263L149 261L148 262ZM163 261L161 260L160 262L162 263ZM56 262H57V260H56ZM56 262H54V263H56ZM75 262H72V263H75ZM78 262H79L78 264H80V260ZM127 262H129V261H127ZM127 262L125 264H128ZM166 262L165 263L168 264L170 262V259H168V261H166ZM192 262H190V263L188 262V263L191 264ZM208 262H207V264H209ZM233 262H234V260H233ZM236 262H238V261H236ZM251 262H250V264H252ZM261 262H262V260H261ZM64 263H65V261H64ZM90 263H88V264H90ZM95 263H96V261H95ZM97 263L99 264V262H97ZM139 263H136V264H139ZM205 263L202 261L201 264H205ZM65 264H68V263H65ZM84 264H86V263H84ZM119 264H121V263H119ZM122 264H124V263H122ZM129 264H131V261L129 262ZM179 264H180V262H179ZM181 264H183V263H181ZM192 264H194V262ZM210 264H212V263H210ZM228 264H230L229 261H228ZM236 264H239V263H236ZM256 264H260V262L257 263V261H256Z\"/></svg>","mask_w":264,"mask_h":264},{"label":"rangeland","instance_id":"374dc122","mask_svg":"<svg viewBox=\"0 0 264 264\" xmlns=\"http://www.w3.org/2000/svg\"><path fill=\"white\" fill-rule=\"evenodd\" d=\"M16 1H17V0H13V2L9 5L7 11L5 12L4 16H3L2 19L0 20V59L2 58V59L0 60V62L2 63V64L0 63V65H1V68H0V88H1V90H0V92H1L0 97L5 98L6 100L11 99V100H15V101H22V102L24 101V102L21 103V104H25V103L27 102V103H26L27 105H26V104H25V105H22V106H24V108H23V109H24L23 113L25 112V114H26L27 111H28V115H29V112H30V114H33V113L35 114V113L39 110V108H41V109H40L38 112H42V110H45V107L43 106V104H41L42 101L40 102V99H42L45 95L48 94V89L50 88V86H51L53 83H55L56 80H61V79H63V78H64V79H67V80L69 79V75H67V74L64 72L63 66L61 65V61H63L64 63H66L67 66H72V67H73V62H74V61H73V60H69L67 56L60 57V54H61L60 50L62 49V48H61L62 46L60 47L61 44H55V43H51V42H50V43L47 45V47L44 48L42 51H41V50H40V51L37 50V51H35L31 56H29V57H27V58H25V59H23V60H22L21 58H19V57H20L19 54L22 52L21 47H20V45H19L18 47H19L20 49L18 50L17 45L15 46L14 44H12L10 38L12 37V35H13V34L15 33V31H16V30L14 29L15 26H16V22L19 21V20H21V19L23 18V16H24L25 12H26L27 10H29L32 6L29 7L27 1H22V0H19V1L14 5V3H15ZM114 1H116V0H114ZM128 1H131L132 4H134V2H135V8H139V5H140V6H141V5L144 6V4H145V9L142 10L141 8H143V7L141 6V8H140V9H141V12H143V13L145 12V13H146V14H145L146 16H149V17H152V18H153V16H150V13L153 12L155 9H152V8H151V4H152V2H148V1H150V0H148V1H147V0H145V1H144V0H141V1H140V0H128ZM151 1H152V0H151ZM181 1H182V0H181ZM210 1H213V2L211 3ZM210 1H207V0H206V4L209 5V2H210L211 4H210L209 6H210V7H214V8H210V9H215L216 7H217V8H220V7H221L220 5H219L220 7H219V6H213V5H214L213 3H216V0H215V2H214V0H210ZM229 1H230V0H229ZM231 1H232V0H231ZM231 1L228 2V4H229V3H232ZM239 1H241V2L243 1V2H244V0H238L239 6H237L238 4H236V7L238 8V10H237V8H236V10H237L236 12H238V13H240V9H242V8L240 7V4H241V6H242V3H243V2H242V3L239 2ZM138 2H139V5H138ZM141 2L144 3V4H141ZM145 2H146V3H145ZM179 2H180V1H179ZM182 2H185V4L189 5L191 1L188 2V0H183ZM187 2H188V3H187ZM207 2H208V3H207ZM217 3H218V2H217ZM219 3H220V2H219ZM219 3H218V4H219ZM233 3H234V2H233ZM218 4H217V5H218ZM243 4H244V3H243ZM137 5H138V7H137ZM149 5H150V9L147 8V6L149 7ZM179 5H180V6H179ZM183 5H184V4H180V3H179V4L176 5V6H178V8H179V7H181V6L183 7ZM187 5H184L185 7H183V8H187V9H188L190 6L188 7ZM191 5H192V3H191ZM208 5H207V7H208ZM215 5H216V4H215ZM231 5H232V4H231ZM231 5H230V6H231ZM176 6H174V7L176 8ZM228 6H229V5H228ZM228 6H227V7H228ZM230 6H229L228 8L232 9L231 7H233V11H234L235 6H233V5H232L231 7H230ZM243 6H245V5H243ZM246 6H247V5H246ZM160 7H161V9H160ZM199 7H200V6H199ZM239 7H240V9H239ZM146 8H147V9H146ZM158 8H159V9H157V10H159V12L156 10L154 13H152V15H155L154 17L156 18V16H160V12H161V10H162V12H161V16H162L163 18H165L164 16L167 14V13H165V12H167V10L162 9V8H164L163 4H161V6H159ZM172 8H173V6H172ZM175 8H173V9H174L173 11L175 12V10H176V12H178V13L180 12V13H179L180 15H179L178 13L176 14V16H179V17H176L174 13H173V14H170V15H171V17H173V18H177L178 20H179L182 16H185L187 13L191 12V11H189V10H191V9H188V12H187V10H186L187 13H186V12H185V13H181L182 11H183V12L185 11V10H182L183 8H179V11H178V8H177V9H175ZM202 8H203V7H202ZM205 8H206V5H205ZM205 8H203V9H205ZM217 8H216L215 10H213V13H214L215 11L217 12V13H216L217 16H216L215 13H214V14H215V15H214L215 17H212L211 14L206 15L207 17L205 16L206 19L203 20V23H202L203 25L206 24V23L208 24V22H205V20L207 21V19H208L209 22H210L211 20H212L213 22H214V21H215V22L219 21L220 18H218V16L222 17V19L219 21V22H220V25L223 24V23H224V25H225L226 20L229 21V19H230L229 17H234L233 15H236V13H235V14L233 13V15H229V13H228V15L226 14V16H225V13H226V12H223V11H224V10H227L228 8H226V9H222V8H220V9H222L221 12L219 11L220 9H217ZM243 8H244V7H243ZM180 9H181V11H180ZM230 9H229V10H230ZM170 10H172V9H170ZM205 10H206V9H205ZM205 10H204V11H205ZM242 10H243V11H242ZM242 10H241V13H244V12L247 10V8H246V9H242ZM164 11H165V12H164ZM204 11H203V14H205ZM231 11H232V10H231ZM208 12H210V11H208V9H207L206 14H207ZM229 12H230V11H229ZM247 12H250V11L247 10ZM247 12H245V13H247ZM147 13H149V14H147ZM158 13H159V15H158ZM170 13H171V12H170ZM192 13H193V12L187 14V16L189 15V17H190V16L192 17V15L195 14V13H194V14H192ZM211 13H212V12H211ZM220 13H222V15H220ZM230 13H231V12H230ZM241 13H240V14H241ZM245 13L242 14L243 16H238L237 18H239L240 20H244V19H242V17H243V18L246 17V16L249 17V13H247L248 15L246 14V16H245ZM163 14H165V15L163 16ZM181 14H182V16H181ZM183 14H184V15H183ZM190 14H191V15H190ZM231 14H232V13H231ZM212 15H213V14H212ZM238 15H239V14H238ZM161 16H160V17H161ZM187 16L183 17V18H182V21H183V19H185ZM195 16L198 17L196 14H195ZM209 16L211 17L210 19H209ZM162 17H161V18H162ZM193 17H194V16H193ZM216 17H217V19H219V20H216V19H215ZM240 17H241V18H240ZM213 18H214V19H213ZM237 18L234 19V21H238ZM249 18H250V17H249ZM166 19H167V17H166ZM224 19H225V20H224ZM245 19H246V18H245ZM250 19H251V18H250ZM250 19H247L246 21H249ZM180 20H181V19H180ZM222 20H223V21H222ZM221 21H222L223 23H221ZM228 21H227V22H228ZM230 21H231L232 23H231ZM230 21H229L228 23L226 22V24H228V30H229L230 33H231V28H232V27H234V26H236V25H237L236 27H238V25L241 24V26H242L243 28H245V26H246L245 24H246V23H248L247 25H249V26H246V27L249 28V30L247 31V30L245 29L247 32H250V30H251V32L255 31V30H253V27H254V26H253V27H250V25H253V24H252V23L254 22L253 20H252V21H249L250 23H249V22H246V21H244L245 23H243L242 21H241V22H234L232 19H230ZM213 22H212V23H213ZM215 22H214V23H215ZM195 23H196V22H195ZM195 23H194V24H195ZM210 23H211V22H210ZM214 23H213V24H214ZM217 23H218V22H217ZM217 23H216V25H217ZM229 23H230V24H229ZM235 23H237V24H235ZM238 23H239V24H238ZM202 24H198L199 28H197V29H199V30L202 31V29L205 28L207 32H208V29H209L211 32H208V33H207V32L201 33L202 37L204 36V39H205L204 42L207 41V42L205 43V46H206L207 48H206V47H203V48H204V51H203L202 49H196L197 51H199V52H197L196 54H197V55L200 54L199 57H200L201 54H202L201 57L204 56V57L206 58V59H205V58L203 57V58H201L202 60H205V61L207 60V62H208V61L212 62L213 66H214V64H215V66H214V68H213L214 70H218V68L220 67V66H218V63H219L220 61L223 63V64H222V63L220 62V64H222V65H224V63H225V65H224L223 67H220L221 70H222L223 72L220 71V70H219V72H218V71H215L216 74H217V76H220V74H221V75L224 74V73H225V70H227L228 65H229V64H226L227 62L224 61V60H225V59H224V58H225L224 53H226V55H228L230 59L232 58L231 60H232V62H234V63H233V64H234V67H233V69L231 68L233 65H232L231 67H230V66H229V67L231 68V71H232V70L235 71V72H233V71L230 72V71H229L230 73H229V72H228V73L226 72V73H227V74H226V75H227L226 78H225V77L223 78V75H222L221 78H223V80L225 79L224 81H225L226 83H228L230 80L233 79V82H232V81H231V82H232V83L235 82L234 84H236L237 79L239 80V77H238V76H241V74L244 73V71H243V70H244V69H243L244 67H243L242 64L245 63L244 65H247L246 63H249V64H252V63H253L254 66L251 65V67H252V68H254V67L256 68V66H255V60H254V59H253V60H254V61H253L252 59H249V58L247 57L248 61H247V60L244 61V59H240V57L235 56V54H237V55L239 54L238 56H240V55H243V56H244V55H247L246 53H248V56H250V58H251L252 55L254 54V53L252 52V50H254V48H255V51H254V52H256V48H257V46H256V42H255L254 39H251V40L254 41V44H255V45L252 44L253 48L251 47L250 44L248 45V47H251V48L246 47L247 50L245 49V44L243 45L244 47L242 46L243 49H241V47H239L240 44H241V40H240V42H239V38H240V36H242V34H243V32L239 30V29L241 28V26L238 27L239 29H238V28L236 29V27H234L236 30H235L234 28H232V29H233V32H232V33H233L234 35H235V33L238 35V36H237V35H235V36H237L236 39H238V41H237V40H236V41H237V43H239V45H238V44H236V45L239 47V49H238L237 46H236L237 48H235V49H234V48H231V49H234V50H237V49H238L237 51H239V52L237 53V51L235 52L234 50H232V51H234V52H233L232 55H231V54L229 53V52H230V47H231V46L233 47V41H234V39H235V38H233V35L231 36V37H232L231 39H233V41H232V40H231L232 42L230 41V44L232 43L231 46H230L229 42L227 43V41H226V39H230V38H229V37H228V38L226 37V39L223 40V41H222V40H218L219 42L222 41L221 44L224 42L223 45L225 44V41H226L227 44H225V46H222V47H219V48H218L219 43H218V41L215 39L214 41L217 42V43L215 42V43L217 44V45L215 44L217 47L214 46V44H213V46H214L213 49H212V48L208 49V48L211 46L209 43L211 42V40H212V38H213V37H211V36L213 35L212 33L216 32V31L214 30V26H213V29H212V27H211V29L209 28V26H212L211 24H209L208 26L204 25V27H201V26H203ZM218 24H219V23H218ZM242 24L245 25V26H243ZM192 25H193V24H192ZM196 25H197V23H196ZM214 25H215V24H214ZM216 25H215V26H216ZM220 25H217L216 27H219ZM231 25H232V27H230ZM254 25H255V27H256V23H255V22H254ZM257 25H258V24H257ZM205 26L208 27V28H206ZM221 26H222V25H221ZM221 26H220V28H221ZM53 27H54V26H53ZM179 27H181V29H180ZM182 27H183L182 25H181V26H180V25L178 26V29H179L181 32L184 31V30L182 29ZM193 27H194V26H193ZM200 27H201V28H200ZM255 27H254V28H255ZM223 28H224V27H223ZM223 28H221V29H223ZM50 29H51V28H47L48 31H49ZM205 29H204L203 31H205ZM215 29H216V28H215ZM221 29L218 30L219 33H220V31H222ZM255 29H257V27H256ZM179 30H178V31H179ZM212 30H213V32H212ZM223 30H226V29L224 28ZM241 30H242V28H241ZM243 30H244V29H243ZM218 31H217V32H218ZM256 31H257V30H256ZM217 32H216V33H217ZM224 32H225V31H223L219 36L216 35V33H215L213 36H214V37L217 36L216 38L219 37V39H224L225 37L221 38V35H222V36H226V35L228 36V34H230L228 31H226V32H228V34L224 35ZM241 32H242V33H241ZM244 32H245V31H244ZM191 33H195V30H194V31H191ZM219 33H218V34H219ZM208 34H209L210 37H211L210 42H208L209 39L206 40V38H210V37H206ZM247 34H248V33H247ZM230 35H231V34H230ZM230 35H229V36H230ZM243 35H245V34H243ZM249 35H253V34L250 33ZM238 37H239V38H238ZM241 38H242V37H241ZM241 38H240V39H241ZM243 38L245 39V37H243ZM243 38H242V41H243ZM246 39H247V41H249L248 38H246ZM246 39H245V40H246ZM251 40L249 41V43H250V42L252 43ZM214 41H213V42H214ZM9 42H10L11 44H10ZM213 42H211V43H213ZM244 42H245V41H244ZM207 43H208V46H209V47L207 46ZM246 43H247V42H246ZM9 44H10V45H9ZM228 44H229V45H228ZM226 45H227L228 47H227ZM234 45H235V42H234ZM241 45H242V44H241ZM246 45H247V44H246ZM211 47H212V46H211ZM226 47H227V48H226ZM216 48H217V50H216ZM220 48H221L222 50H221ZM225 48H226V49H225ZM228 48H229V49H228ZM214 49H215L216 53L213 54V52H215ZM218 49H219V50H218ZM240 49H241V51H240ZM209 50H211V51H209ZM223 50H224V51H223ZM242 50H244V51H242ZM18 51H19V52L21 51V52L19 53ZM208 51H209V52H208ZM226 51H227V52H226ZM232 51H231V52H232ZM200 52H201V53H200ZM210 52H212V54H208V55L212 58L213 61H211V59H210L209 56L207 55V53H210ZM242 52H243V53H242ZM59 53H60V54H59ZM218 53H220V56H219ZM228 53H229V54H228ZM234 53H235V54H234ZM251 53H253V54H251ZM221 54L223 55V57L221 56ZM250 54H251V55H250ZM3 56H6V57H3ZM207 56H208V57H207ZM230 56H231V57H230ZM243 56H242L241 58H243ZM254 56H255V54L253 55V58H254ZM214 57H218L219 59H220V57H222V58H221V60H219V62L217 63L218 60L216 61V59H218V58L214 59ZM5 58H6V59H5ZM226 58H227L226 61L228 60V62L231 63V62H230L231 60H229V58H228L227 56H226ZM3 59H4V60H3ZM245 59H246V58H245ZM2 60H3V61H2ZM214 60L216 61V63H213ZM249 60H250L251 62H250ZM5 61H6V62H5ZM237 61H238V62H237ZM246 61H247V62H246ZM7 62H8L9 65L7 64ZM13 62H19L20 64H19L18 67L16 66V68H13V66L15 65V64L13 65ZM210 62H209V63H210ZM82 63H83V62H82ZM235 63H236V64H235ZM240 63H242V64H240ZM3 64H4V65H3ZM6 64H7L8 66H6ZM210 64H211V63H210ZM216 64H217V66H216ZM220 64H219V65H220ZM231 64H232V63H231ZM2 65H3V66H2ZM226 65H227V66H226ZM235 65H238V66H235ZM10 66L12 67L11 69L8 68V67H10ZM240 66H241V67H240ZM14 67H15V66H14ZM215 67H216V69H215ZM235 67H236V69H237V68H238V69H239V68H242V69H243V70H241L242 73L240 72L239 75H238V72H237V71H239V70H238V69H237V71L234 70ZM4 69H5V70H4ZM224 69H225V70H224ZM228 70H229V69H228ZM228 70H227V71H228ZM217 72H218V73H217ZM48 73H49V74H48ZM245 73H246L247 75H245V74L242 75V76H244V78H246V76H248V73H247L246 71H245ZM234 74H235V75H234ZM224 75H225V74H224ZM226 75H225V76H226ZM232 76H235V77L237 76V77H236L237 79L234 78V77L232 78ZM229 77H230V78H229ZM247 78H250V76L247 77ZM241 79H242V77H241ZM241 79H240V81H241ZM226 80H227V81H226ZM235 80H236V81H235ZM246 80H247V79H243V80H242L243 83H242V81H241V83L238 81L239 84H237L236 86H237V87H240V86L244 85L245 82L250 81V80H247V81H246ZM4 84H5V85H7V84L9 85V84H10V86H11V85H12V86H11V87L8 86V85H7V86H4ZM240 84H242V85H240ZM246 84H247V83H246ZM246 84H245V85H246ZM2 85H3V88L6 87L5 90L2 89ZM46 85H48V87H47ZM45 86H46V87H45ZM8 87H9V88H8ZM6 89H7V91H6ZM3 90H4V91H3ZM5 92H6V93H5ZM50 95H53V94H50ZM29 102H30V103H29ZM152 102H153V101H150V103H152ZM158 102H159V101H158ZM158 102H156V103H155V101L153 102V103H154V106H153V107H154L155 109L152 108V106H151V108H152L154 111L156 110V112H159V110L162 109V107H160L161 105L158 104ZM172 102H173V101H172ZM176 102H177V101H174V103H172V104H171V101H170V103L167 102V104H165V105L163 106V108H165L166 110H167V109L170 110V109L173 107V108H172L173 110H172V109H171V110L174 112V111H176L175 109H178V108L174 107V106L176 105ZM28 103H29V104H28ZM168 103H169L171 106H170ZM156 104H157V105H156ZM174 104H175V105H174ZM177 104H179V103H177ZM30 105H33V107L30 106ZM40 105H42V106H40ZM139 105H140V104H139ZM144 105H145V106H144ZM148 105H149L148 101H147V103H146V102H141V105H140V106H141V110H140V112L143 111V108L145 109V107H147L146 109L149 110L150 107L148 108ZM151 105H153V104H151ZM155 105H156V106H155ZM159 105H160V106H159ZM179 105H180V104H179ZM179 105H178V106H179ZM143 106H144V107H143ZM18 107H19V108H18L19 110H17V112L20 113V111L23 110V109H21V108H22L21 105H18ZM25 107H26V108H25ZM27 107H29L30 109H29V108L27 109ZM159 107H160L161 109H160ZM42 108H43V109H42ZM151 108H150V109H151ZM156 108H157V109L159 108L158 111H157ZM20 109H21V110H20ZM32 109H34V110H32ZM36 109H37V111H36ZM181 109H182V107H181ZM31 111H32V112H31ZM35 111H36V112H35ZM161 111H162V112H161ZM161 111H160L159 113H162V116H161V114H157V113L155 112V119H156L158 122H159V121H160V122H161V121L165 122V120H166L168 117L166 118V117L164 116V114H163V113H165V112H164L163 110H161ZM177 111H178V110H177ZM43 112H44V111H43ZM145 112H147V111H143V113H145ZM21 113H22V112H21ZM147 113H150V111H148ZM147 113H145L146 116H147ZM175 113H177V115H178V112H174V115H176ZM140 114H141V118H143V117H142V115H143L142 112H141ZM146 116H144V117H146ZM159 117H160V118H159ZM163 117H164V119H162ZM180 117H183V115L181 114V112H180V115H179L178 117L176 116V119H177V118H180ZM183 119H184V118H183ZM177 120H178V119H177ZM204 120H205V119L203 118V121H204ZM167 121H168V120H167ZM167 121H166V122H167ZM178 121L180 122V119H179ZM181 121H182V119H181ZM203 121H202V123L205 125V122H203ZM205 121H206V120H205ZM180 123H181V122H180ZM207 124H208V123H207ZM208 125H209V124H208ZM206 126H207V125H206ZM193 137H194V135H193ZM194 138H196V137H194ZM177 141H178V140H177ZM180 141H181V140H180ZM178 142H179V141H178ZM178 144H181V143H178ZM68 151H70V150H68ZM73 151H74V150L71 149V153H70L71 156L68 154V156L66 155V157H68V159L70 158L69 160H70L71 162H76L77 160H79L80 163L78 162V166H79V164H81V165H80V168H82V169L84 168V169H83V170H84V173H83V172L81 173V171L79 170L80 168L78 169V171H80V173H77V170H76V173H77V175L79 174V176H80L79 179H81V181H83L84 179L86 180L88 177H91V176L89 175V174H91V173L86 174L88 171H89V172H92V171H93V173H95V170L98 171L101 167L103 168L102 164H104L103 162H105L104 166L106 165V167H104L102 170H105V172L107 171V172H106L107 174H104V173H105L104 171H103L104 173L99 171V173H100V174L102 173V175H105V176H106V175H108V172L110 173L109 176L111 175V173H114L115 175H121V174H123V173H122V169H123L124 174H127V173H129V171H130V173L127 174V175L129 176V177H127V179H122V178L126 177V175L124 176V174L122 175L123 177L120 176V177H121V178H119L120 180H118V177H117V179H116V177H114L115 175L112 174V175H111L112 177L110 176V177H111V180H112L113 178L116 179V180H114V179L112 180L113 182H114V181L116 182V185H117V181H119V182L121 181L122 184L119 183V185H122L123 187H124V185H126V184H127V187H130L132 184H134V185H132V186H133V191H132V192L135 191V195L137 194V192H138L139 190L144 191V190L146 189V188H143V186H145V185H144V184H145L144 181L141 182V184L144 183V184L142 185V187H141V185H139V183H137V182L134 183V182L136 181V179H135V176H134L135 174L133 175L132 173H134V170H133V169L136 168L137 166H136L135 163H134L135 166L132 165V164H131V167L128 166V165L130 164V163H129V162H130L129 160H131L129 157H127V158H129L128 160H127L126 157H125L126 159H123L124 157H122V159L120 158V160H122L123 162H125L124 160H127V164H126V163H121V161H120L119 163H120V164H123V165H120V166L123 167V168H118V167H119V164H115L116 162L118 163V159H119V158H117V157H116V160H117V161H116L115 163L112 162V161L110 160V159H111L112 157H114V156H112L111 158L109 157L110 159H109V158L106 159L108 155L106 156L105 159H104V157L102 156L100 159H102L103 161H102V160L100 161V159L96 157L97 159H99V160H98L99 162H102V164H99V162L96 163V161L94 162V161H92V159H89V160H88L87 156L84 158L85 161L82 160L83 158H81V157H84V155H83L84 153L82 154V152H80V154H82V156L80 157V159H79L78 157H77V159H76V156H79V155H75L76 152H75V151L73 152ZM67 153H68V152H66V153L64 152L63 157L61 156V158L58 156L61 160H59L58 157H56V158L60 161V163H61V161H63L64 155L67 154ZM72 154H73V155H72ZM69 156H70V157H69ZM86 158H87V159H86ZM57 159H56V160H57ZM75 159H76V161H75ZM114 159H115V158H114ZM90 160H91V161H90ZM93 160H96V159H93ZM112 160H113V159H112ZM59 161H57V163H59ZM67 161H68V160H67ZM67 161H66V158H65V162H66V163H67ZM70 161H68L67 164L64 162L65 165H67V167H65V168L62 167V166H63V165H62L63 162H62V164L59 163L60 166L62 165V166H61L62 168H61L60 166H59L60 168H58V165L56 164V161H54V164L57 165L56 168H58V172H59V174L62 175V174H65L66 172H69V169H68V171L65 170L66 168H69L68 166H71V168H73L72 165H74V166H75V168H73L74 170L78 168L76 163H75V164L71 163V164L69 165V162H70ZM108 161H109V162H108ZM113 161H114V160H113ZM82 162H83V163H82ZM92 162H93V163H92ZM87 163H88V164H87ZM110 163H111V165H112L113 167H114V166H115V167L117 166L116 168H118V169H115V168L112 169L113 167L110 165ZM132 163H133V162H132ZM54 164H53V163H52V164L48 163V165H47V166L49 167L47 172H49L51 175H52V173H53V171H54V170H53V168L55 167ZM83 164H84V165H83ZM95 164H96V165H95ZM98 164H99V166L101 165V167H99V169L97 170V168H98L97 165H98ZM114 164H115V165H114ZM65 165H64V166H65ZM88 165H89V166H88ZM124 165H125V166H128V167H125ZM95 166H97V168H95ZM85 167H86V168L90 167V168H88L89 170H87L86 173H85V169H86ZM108 167H112V168H111V169L109 168L110 170H109V169L106 170L105 168H108ZM138 167H139V166H138ZM45 168H46V167H45ZM51 168H52V169H51ZM91 168H92V169H91ZM126 168H127V169H126ZM129 168H130V169L132 168L131 170H133V171H131ZM46 169H47V168H46ZM59 169H63V170H61V172H60ZM73 169H72V170L70 169V170H71V171H74ZM90 169H91L92 171H91ZM128 169H129V170H128ZM138 169H141V168H137V173H138V171H141V170L143 169V167H142L141 170H138ZM83 170H82V171H83ZM102 170H101V171H102ZM115 170H116V171H115ZM117 170L120 172V173L118 172L119 174L117 173ZM51 171H52V172H51ZM55 171H56V170H55ZM55 171H54V173H53V174L56 175V177H54L55 179L50 180L51 182H50L49 180L42 181V185H44V186L47 185V186H46V189H47V190H45V188H41L42 185H41V184L39 185V183H37L38 181H36V178H34L33 175H30V176H32V177L34 178V181H33V183H35L34 185H33L32 182H31V184L29 183L30 181L28 180V178H26L27 180H26V179L23 180V179L21 178V179L18 180V181H17V180H13V181L11 180V181H10L11 183H10V182H7V186H6V187H8V188L5 189L7 192H9V191H11V190H12V191H11L10 193L15 192V191L17 192V187H16V186H18V187H20V188H18V189H19V191H18V195H16V194L14 195V193L11 194V196L13 195L12 198H11V196L7 195V192H6V191H2V192H0V193H3V192H4V197H3L2 195H0V200H1V201H0V204H2L3 202H5V203L9 202V203H7V204H4V203H3L2 205H4V208H3V206L1 205L0 207H2V208H0V209H1V210H3V209H4V210H11V209L14 210L15 207L18 208V207H17V206H18V205H17V204H18L17 202H19V205H20L19 208H20V210H22V209H24V208H22L23 205H22L20 202H25L26 205H27V204L29 205L28 208H29V210H30L31 207H32V204H33V203H36V202H37V206L39 205V204H38V200H39L38 198H37V201L35 200L36 202L33 201V203H32V201H30L32 198L36 199V197H37L36 194L38 193L37 191H39V189H41L40 191H44V192H45V191H49V190H51V193H49V192H45V194L49 193V195H47V198H46V197H43L42 195H44V194H43V192H41V194H42L41 196H42L43 198H46L47 200H46V199H45L46 201H42V200H41V202H44V204L41 203L42 206H41V204H40V207H37L35 204H34V205H35L36 207L33 205V207L36 208V209H35L36 212H34V215H35L36 213H38L37 208H39L40 210H43V214H44V216H46V214H49L48 212H50V211L47 212V209H48V208H55V207H54L55 205H54V202H53V201H54V200H57L56 197L59 198L57 204H60V202L63 203V200H64V199H65L64 202L67 200V203H70L69 205H70V207H72V208L69 207L70 210L73 209V208L75 209V210H74V209L72 210V211L74 212V214H73V212H72V214H71L69 208H68V209H65V210H68V213H69V214H68L67 211H66V212H65L66 214H65L64 216L67 217V218H69V219H67V218L64 217V218H63V219H64L63 222H62V221L60 222V220H58V221H59L58 223H59V224H60V223L65 224V222H66V224H67L68 222H71V221L73 222V221H74L73 219H74V217H75L76 215H78V216H76L75 218H78L79 220H80V217H81V221L84 222V220H85V222H87V223L84 222V224H85V225H86V224L89 225V226H90L89 229H92L91 231H92V233H93L92 236H91V238L88 237V236H85V235H83V237H82V235H80V236L82 237V239H84L83 242H84L85 240H86V242H88V241H87L88 239H86V237L92 239L94 234H95L94 237H96V234H98L99 232L101 233V234H100V233H99V234L102 236V237H101L102 239H99V237H98V236H100L99 234H98V236H97L98 238H97L95 241H94V238H93V241H94L93 243L95 244L94 246H92L93 243H91L92 241H90V239H89L90 242L86 244L87 247H89V244H90V245L92 244L90 247H91V248H92V247L95 248V250H96V248H100L99 252H98V249H97V251H95L93 248H92V249H90V247L87 248L86 245H84V247H82V244H83V243H82L81 245L79 244L80 246H79V245H76V244H78V243H81L80 241L76 240V239H78V238L75 239V238H73L74 235H68L67 232H69L70 234H72L73 231L75 232V230H76L77 227L75 228L74 226L77 225L78 222H75L74 226L72 225V226H73V228H72L73 231H71L72 233H71L70 231H68V229H67V231H66V228H65V227L68 226V228H69L70 224H73L74 222H73V223H70V224L68 223L69 225L67 224V226H66V224H65V225H61V224H60V226H63V227H60V228L57 226L56 223H54L55 220L57 221V219L54 220V218H55L56 216H57V218H59V216H58V215L54 216V215H55V212H53V211H58V212H59V211H62V212H63V210H57V207H58V209H59V207L61 206V205H59V206L57 205V207L52 211L53 213L51 212L52 215H51L50 217H47V220H48L47 223L43 224L41 227H39L38 225H36L37 228H34V229H35V230H34V231H35V232H34L35 234H34L33 231H32V230H33L32 228L34 227V226L32 227V225L35 223V220L33 221L34 223L32 222V224H31V223L28 222V221H32V220H31V219H28V221H27L28 224H27L26 222H25L26 224L24 223L25 226H24V224L22 225V224L20 223L21 226H22V227H20V228L26 227V225L31 224V226L29 225V226L26 227V231L24 230L25 232L22 231L24 228H23L22 230H21V229L19 230V228H18V230L20 231V233H21V232L24 233V234L21 233V234L23 235V237H25V236L27 237L28 230H29L30 232L32 231L31 233H30V232L28 233L29 235H28L27 238H23L22 235H21L20 237H18V236H19V231H18L17 229H16L17 231L15 230L14 232H15L16 235H18V236H17V237L14 236V235H15L14 232H12V233H14V234L11 235L10 230H11V228L13 227V226H12L13 224H11V225L9 224V225H8V226L10 227L8 234H7L8 226H7V225H4L3 223H1V224H3V226L0 224V225H1V226H0V231H1V229H2L4 226H6V228H7V229L4 228V230H5V229L7 230V231L5 230L6 233H5L4 231H1V232H0V234H1L0 237L3 236V238H5V239H3V238L1 239V238H0L1 241L3 242V240H4V242L6 241V243H8V244H5V243L3 242V243L5 244L4 246L10 245L11 242H12V244H11V246H12L13 244H16V242L19 241L18 244H16V245H17V247H16V248H17V251H19V252H22V251H23L22 253H20V256H21V254H22L23 256L18 257L17 255H19V254L16 253L17 251L15 252L16 248L13 247V248L10 250V247H11V246H10V247L7 246L9 249L6 248L5 250H3L4 247H2L3 244H2V242L0 241V242H1V243H0V245H1V247H0V248H1V250H0V261L3 260V264H4V259L6 258V255H7V257L10 258V259H11V257H12V258H15L14 261H16L17 264H20L21 262H22L23 264H29V262L25 263L26 258H24V256L27 255V254H29V253H26L25 250H29V251H30V249H27V248H25L24 246H26V245L28 246V245L31 243V241H30L31 239H32V243H31V244L33 245L34 242H36V243H34V244H37L40 238L42 239V237H43V239H44V238L48 237V239L50 238V239H51V242H53L54 245H55V247L57 248V246H56L57 244H55V243H56V242L58 243V241H56L55 239H54L55 241H53V240H52L53 237L51 236V235H53V236L55 237L57 234H59L58 236L61 237V238H62V236H63V238H64V236H65V238H66L67 236H69L67 239H72L71 241H73V239H74L76 242L73 241V243H76V244H75V245H72V248H74L75 246H76V247H75V250H76V248H79V250L77 249V250H78L77 252L81 251L80 248H82V250H84V251L90 249L89 251H90V252L92 251V254H93L94 252H96V253H94V255H93L94 258H93V256H92L91 253H89V254H90L89 257L87 256L88 259H90V261L93 260V262H94L93 264H98L97 262H99V264H102V263L104 262V261H102V260H105V259H106L107 261H109V260L111 261L112 258H114V257H115V258H114V261H113V262H115V263H117V262H118L117 260H119V263H121V264H122V263L125 264L127 261H129V262L131 261V264H136V263H139V261H138V262H135V263H134V261H133L134 258H135L134 255H136V254H138V256L136 255V258H138V259H141V258H142V263H141V264H147L146 261H147V260L149 261V258H151L152 262L156 260L155 262H153L154 264H162V263L164 264L166 261H168V259H170V262H171V263L169 262L170 264H172V263H173V264H179V262H180V264H181V263H183V264H185V263H186V264H189L190 262H192L191 260H194V258H195V259L198 258V255H199V262L201 261V262H200V264H201L202 261H203L204 263L206 262V261H205V257H206L207 254H209L208 256L210 257L211 255H212V256H215V254H216V256H217V253H218L219 256H220V253H222V255L226 254V255H224V257L221 256L223 259H224L225 256H227V255L230 256V257L233 256V257H231V259H230L231 261L228 260V259H229L228 257H227V259H225V263H226V260H227V263H226V264H228V261H229L230 264H236V263L243 264L244 262L241 263V260L239 259V256L241 257V255H242L243 253H244V254L247 253V254H246L247 256L250 255L251 259H253V258H255V257L257 258V256H255V255H258V256H259V255H261V252H262V255H264V254H263V253H264V248H263V250H261V251L258 250V249H261L262 247H264V243L262 242V240H260L261 242L258 240V239H261V236H259L260 238H259L258 236H256V235H257L258 233H260V232H261V233H260L259 235H261V234L264 235V229H263V227H262V223L264 222V219L262 218V220H260V219H259L260 216H257V217H258V218H257V217H256V214H255V216H253L254 213H252V214L250 213V212H252L253 210H251L250 212H247V211H249V210H247V211L244 210L245 212L242 211V210H235V212H234V210H232V212H234V213H237V212H238L239 214L243 212L244 214L242 213V214L238 215V217H240V220H241V221H243V220L245 219L246 222H247V224H246L245 221H243V223H242V222L239 220V221L241 222L242 226L244 225L243 227L241 226V229H240L241 231L243 230V232H242L243 235H242V233H240L241 231H239V234H241V236H243V237H242L241 239H240V238L237 239V237H236L235 234H234V236H233L234 241H233L231 238H232V235H233L232 233H234V227H231V228H230L232 232H231L230 230H228V229H229V227L232 225L231 222H233L234 219L231 218L232 220H231V222H230V219H229L230 217H228V214H227L226 210H225V211H224V210H221V211H224V212H222V213H224V214H225V212H226V214H227L226 216L228 217V220H227V217L225 218L226 220H224L223 217H225V215H222V213H221V214H217V215H215V214L213 213V214H214V215H213L214 217L217 216V218H215L217 222H215V221L213 220L214 217H212L211 221H212V222L214 221V224H215V223H218L219 225L217 226V228H218V227H220V228L217 229L216 226H215V228H216L217 230H216L214 227L211 228V225H212L211 223H212V222L209 223V221H210L209 219L211 218L210 215H209L210 218H209L208 216H206V215L203 216L204 218L207 217L206 219L209 220V221H207L206 219H204V218L201 217V215H200V217H201L202 219H204L203 222H205V220H206V222L209 223V224H207V223L205 224V223L201 222V218L199 217V214H202V215H203V214H207L206 212H207L208 210H201L200 208L198 209V206L200 205L199 207H201V204H199V203L197 202L198 199H196L195 201L197 202L198 205H197V206L192 205V207H197L196 209H194V208L191 209V208L188 207L189 210H181V211H182V214H181V215L179 214V213H180V210H175V213H176V211L178 212L177 214L174 213L175 215H177V217H179L178 219H181V221H183V223L186 224L187 226L190 225V227L188 228V230H190L191 228L194 229V230H193V229L190 230L191 232L187 231V229H186V231H185V230H182L181 233H182V234L184 233V234H183L184 236L186 235L184 238H182L183 236H180V235H181L180 233L178 234V236H175V235L179 232V230H180L179 227L177 226V224L172 223L171 220H168V219L166 218V217H169V214H167L169 210L166 209V208H167L166 205H168V204L163 203V202H160V204H159V202H158V203H154V202L148 201V203H147L148 205H147V206L150 207L151 204H149V203H152V206H154V207H152V208H157L159 211L165 210L167 213H164V216H162V215H163V211H162V212L157 211V213H156L155 211H156L157 209H155V210H154V209H151V210H153V213H151L152 211H151L150 209H148V210H144V211H142V213H144V214H141L142 216L139 218L141 211L139 210L140 213H137V209L135 208L136 205H137L136 203H134V204H136L135 207L133 206L134 204H133V205L131 204L132 207H134V209H133L132 207H130V208H129V207H128V208H127V207H125V208L123 207L124 204H125L124 206H126V204L128 203L129 200H132V199H130V198L133 197V199L135 198V199H137V200H138L139 198H136L135 196H133L134 193L132 194L131 191L129 192L128 190H125V189H124V191H123L122 188L119 187V186H118L119 188H118V187L113 188V186H115V185L111 186L112 184L109 183L110 177L108 176V177H109V180H108V179H106V180H108L107 183H109L108 185H109L110 187H109L107 184H106V186L103 185L106 181H105L103 184H101L102 186L99 185V184L97 183V184H98V186H97V184L94 185L96 182L93 183V184H91V181H90V180H86L87 182L90 181L89 184H88L89 186H86L85 183H84L85 185H84V184H83V185H84L86 188H85L83 185H82V186L84 187V188H83V192H85L84 195L87 197V200L89 199V198H88V195H87L88 191H85V190L88 189L89 187L91 188L92 185H93V187L91 188V190L93 189V190L96 191V190H98V189H102V188H104V190L102 189V190H98V191H100V192L104 191V193L109 192V195H108V194H105V195H107V196H111V199L113 198L114 195H115V196L120 195V193H122V192L124 193L125 191H126V192L124 193L125 196L128 195V196L130 197V193H131V196H132V197L127 198L128 196H126L125 199L123 198L124 200L129 199V200H127V202L125 201V203H123V202H124L123 199H122V201L120 200V201H121L120 203H122V209H124V210L127 209V210H126L127 213H126L125 211H124L125 213H122V212L120 213V212L118 211V210L120 209V207H121V204L118 203V200H117L118 198H117V197H116V198H117V199H116L117 201L113 198L111 201H113V200H114V201L111 202V203H110V201H109V203H107V202H108V199H107V202H105L106 198L104 199L103 196L101 197L102 199H104L103 201H99V200H98V199H100L99 196L96 197L97 199L95 200V202H94L93 199L91 198V200H89V201L94 202L93 205H94L95 207H98V206H101V205H102V206H101L102 209H97V208H96V209H97V210H96L95 207H94V206L92 205V203H91L92 207H91V205H90V207H91V209L94 207V210H91V211H90V209H89L88 211H90V212L86 211V212H87L86 214H88V216H89V214H91V212H94V211H95L94 213H96V212L99 210V212H97V214H94V215H96L97 217H96V216L94 217L93 213H92V215L89 216V217L92 216V217H91L92 219H93V217H94V218L102 219V220L104 221V222H103V221H100V220L97 221L98 219H97V220L95 219V220H96V222H95L96 225H95V223L92 222V219L90 220L89 217L82 216V215H85V212H83V211H85V208H86V205H85V204H87V206H89V205H88V202H84V203H83V201L86 200V199H84V198H86V197H83L84 200L82 199V200H83L82 202H81L80 200L78 201V199L80 198L81 195H80V196L77 195V197H76L75 195H73V197H72V194H74L75 191H77V188H76V190H74V189L72 188V189L74 190V191H73V190L70 188V187H72L71 185H73L74 183H76L75 185L80 186V188L82 189L81 185H80L79 182H78L79 180L76 179V180H75L76 182H74V183L72 182V181H74V180H72V181L70 182V183H72V184L68 183V184H70V185H69L70 187H68V185L66 186L65 183H64V184H65V187H64L63 182H61V183L63 184L62 187H64V188L68 187V188L64 189V188L60 187V185H62V184L58 185L59 182L57 183L56 178L59 177V176H58L59 174H56L57 171H56V173H55ZM125 171H126V172H125ZM44 172H45V170H44ZM93 173H92V174H93ZM99 173H97V174H99ZM137 173H136V175H137ZM81 174H84V176L81 175ZM139 174H140V173H139ZM139 174H138L137 176H138L139 178H141V175H139ZM102 175H101V176H102ZM22 176H23V175H22ZM24 176H25V175H24ZM47 176L50 177V175H47ZM53 176H54V175H53ZM53 176H52V177H53ZM85 176H86L87 178H86ZM131 176H132V177H131ZM32 177H31V178H32ZM98 177H99V176H98ZM103 177H104V176H103ZM108 177H106V178H108ZM142 177H143V176H142ZM31 178H30V180H31ZM82 178H84V179L82 180ZM100 178H101V177H100ZM97 179H98V178H97ZM121 179H122L126 184H124V182H123ZM22 180L25 181V182H23ZM94 180H95V178H94ZM101 180H102V179H101ZM101 180H99V183H100ZM111 180H110V181H111ZM97 181H98V180H97ZM112 181H111V182H112ZM13 182H14L16 185L13 184ZM21 182H22V183H21ZM39 182H40V181H39ZM83 182H85V181H83ZM113 182H112V183H113ZM115 182H114V183H115ZM138 182H139V180H138ZM9 183H10V184H9ZM55 183H56V184H55ZM29 184H30L31 186H34L35 188L32 187V189H30V188H31V186H30V188L27 189V187H29V186H28ZM110 184H111V185H110ZM153 184L156 185L155 182H153ZM9 185H11L12 187L14 186V187H13L14 190L11 189V186H9ZM37 185H39V187H38ZM48 185H49V187H51V185H52L53 188H49ZM135 185H136V186H135ZM169 186L171 187L170 182H168V181L164 182V185H163L164 188H167V187H169ZM15 187H16V188H15ZM42 187H43V186H42ZM59 187L62 189V191H63V189H64L65 191L61 192V191H60L61 189L59 190ZM73 187L75 188V186H73ZM111 187H112V188H111ZM22 188H23V189H22ZM69 188H70L71 190H70ZM78 188H79V187H78ZM80 188H79V191L82 192V191L80 190ZM90 188H89L88 190H90ZM95 188H96V189H95ZM108 188H109L110 190H109ZM124 188H126V187H124ZM135 188H136V189H135ZM137 188H138V189H137ZM10 189H11V190H10ZM25 189H26V190H25ZM33 189H35L36 191H34ZM48 189H49V190H48ZM106 189H108V191H107ZM114 189H115V190L119 189L120 192H118V190H117V191H113V192H115V193L113 194L112 190H114ZM167 189H168V188H167ZM28 190H29V191H28ZM31 190L34 191V192H37V193H34V194H33V192H32ZM66 190H67V191L70 190V192L73 191L74 193L71 192L72 194H70V192H69V194H70V195H69L68 192H67ZM93 190H92V191H93ZM131 190H132V189H131ZM22 191L24 192V194H23ZM105 191H107V192H105ZM181 191H182V192H181ZM5 192H6V193H5ZM26 192H27V194H26ZM30 192H31V193H30ZM83 192H82V193H83ZM86 192H87V193H86ZM93 192H94V191H93ZM116 192L119 193V194H116ZM171 192H172V191H171ZM183 192H184L183 190H180V192H177V194L179 193V194L182 196V197H181V196H178V195H177V197H178V198L181 197V198H183V199L185 198V199H188V200H189V198H191V196L188 197V195H186V197H185V194H186V193H183ZM76 193H78V192H76ZM76 193H75V194H76ZM82 193H80V194H82ZM102 193H103V192H102ZM104 193H103V194H104ZM123 193H122L121 195H123ZM181 193H182V194H181ZM5 194H6V195H5ZM22 194H23L24 197L26 196V198H23V197H22ZM58 194H59V196H56V195H58ZM78 194H79V193H78ZM99 194H100V193H99ZM110 194H111V195H110ZM28 195H29V196H28ZM37 195H39V194H37ZM65 195H66V196H65ZM124 195H123V196H124ZM5 196H6V197H5ZM39 196H40V195H39ZM78 196H79V198H78ZM123 196H121V197H123ZM136 196H137V195H136ZM173 197H174V199H175V196H174V195H173ZM187 197H188V198H187ZM4 198H5V199H4ZM7 198H9V199H7ZM40 198H41V197H40ZM43 198H41V199H43ZM75 198H77V200H76ZM107 198H109V197H107ZM126 198H127V199H126ZM193 198H195V197H193ZM17 199H18V200H17ZM19 199H20V200H19ZM34 199H32V200H34ZM60 199H63V200L60 201ZM119 199H120V198H119ZM135 199H134V201L132 200L131 203L136 202ZM183 199H182V200H183ZM2 200H3V202H2ZM52 200H53V201H52ZM75 200H76V201H75ZM13 201H14L15 206H13V204H11V202L13 203ZM15 201H17V202L15 203ZM68 201H69V202H68ZM138 201H139V200H138ZM138 201H137V202H138ZM189 201H190V200H189ZM192 201H193V199H191V202H192ZM29 202H31L32 204L29 203ZM52 202H53V203H52ZM72 202H73V203H72ZM97 202H98V203H97ZM101 202H105V203H101ZM114 202H117L118 204H115ZM175 202H176V199H175ZM193 202H194V201H193ZM25 203H23V204H25ZM39 203H40V200H39ZM65 203H66V202H65ZM65 203H64V204H65ZM77 203H78L79 205H78ZM106 203H107V204H106ZM161 203H163V205L165 204V206H163V207H165L164 209H163V207L161 206ZM10 204H11V207H9ZM30 204H31V205H30ZM55 204H56V203H55ZM64 204H63V206H65ZM83 204H84L85 207L83 206ZM114 204H115V205H114ZM129 204H130V202H129ZM129 204H128L127 206H129ZM155 204H156V205L159 204V205H157V206H158V207L160 206V207L158 208ZM176 204L179 206V203H178V202H176ZM192 204H193V203H192ZM194 204H196V203H194ZM6 205H8L9 208H7ZM52 205H54V206H52ZM67 205H68V204H67ZM69 205H68V206H69ZM77 205H78V206H80V205L83 206L82 209H84V210L82 211L81 208H80V213H81L80 215H79V212H78V213L76 212V211H79V209H78L79 207H78ZM117 205H119V206H117ZM131 205H130V206H131ZM12 206H13L14 208H13ZM49 206H50V207H49ZM68 206H67V207H68ZM81 206H80V207H81ZM110 206H111V207H110ZM168 206H170V205H168ZM5 207H6V208H5ZM24 207H25V206H24ZM33 207H32V211H34V210H33ZM76 207H77V208H76ZM107 207L109 208V210L107 209ZM113 207H114V208H113ZM149 207H148V208H149ZM179 207H180V206H179ZM19 208H18V209H19ZM21 208H22V209H21ZM26 208H27V207H26ZM26 208H25V209H26ZM60 208H61V207H60ZM88 208H89V207H88ZM98 208H100V207H98ZM103 208H106V211L108 210V211H107V212L109 213V214H108V217H109L110 215L112 216L113 214H114V216H115V217L113 216L114 218H117V216H118V219H114V218H112L111 216L109 217V219H112L111 221H114V220H115V223H114V222H111V221L108 219L107 214H106V215H103V214H102L103 212H104V214L106 213L105 209H103ZM117 208H119V209L117 210ZM150 208H151V207H150ZM18 209H17V210H18ZM39 209H38V210H39ZM62 209H64V207H63ZM130 209H132V211H130ZM197 209H198L199 211H198ZM15 210H16V209H15ZM26 210H27V209H26ZM49 210H50V209H49ZM100 210H101L102 213L100 212ZM112 210H113V211H112ZM116 210H117V211H116ZM133 210H135L136 212L134 211V212H135V213H134ZM167 210H168V211H167ZM44 211H46V212L44 213ZM120 211H121V209H120ZM129 211H130V212H129ZM170 211H171V210H170ZM209 211H210V210H209ZM212 211H213V210H212ZM212 211H211V215H212ZM62 212H61V213H62ZM145 212L147 213L146 216H147V218L149 219L150 222H151V221L153 222V220H155V223H157V221H160V223L158 222V223H159V226H158V227H160V226H162V225H163V227H164V228H163V227L160 228L161 231H163L162 229H164V231H165V228H166L167 225H169V229H173L172 227H175V226L178 227V229H177L178 232H177V231L174 232V231L176 230L177 227L174 228V231H173V232L176 233L175 235H174V233L170 230L171 233L169 232V234H168V233L166 232V237H170V238H172L171 236L174 235L175 238H177V237H181L182 241H184V242H185V240L189 242V241L191 240L190 238H192L193 240H192V242H191V241H190V242H191V244H193V243L195 242V240L197 239V238L195 239L194 237H199V238H200V237H201V238L204 237V236L202 237L201 234H199V233H198V234H199L198 236L194 235L195 231H201L200 233H203L202 235H205L206 238H211V237H210L211 235H212V236H213V235H215V236L217 235L216 237H215V236H214V237L217 238L218 240H217V239H214L215 241H214V240H210L209 243L206 241L207 239L204 237V241H206L205 243L210 244V242L212 241V242H211V245H212V246L215 245V246H214V247H215V248H214V252H212V251H213V250H212L210 253H207V251H208L209 249L211 250V248H213V247L210 248V245L207 246V245L204 243L203 239L200 238V240H199V238H198V239L196 240V242H195L197 245H195V244L192 245V248H193V249H192V250H193L192 255H195V256H193V257L190 259V261L187 259L189 263H188V262H184V261H187V260H186V257L188 258V256H187L188 253H187V254H183V253L180 254V256H181V255H184V256L186 255L185 257H184V256H181L182 258L185 259L184 261H183V259H181V257H179V258L176 257V253L179 254L180 252H183V251L185 252V250H186V252L188 251L189 248L187 249L186 247H187V246L189 247V245L187 244V246H186V242L183 243L184 246H186V247H185L186 249H185V248L183 249L184 246H182V243H181L182 241H181V239H180V238H179V239L177 238V240H180V241H181V242H179V244H181V245H180V246H181L180 249L182 248V250L178 253V251H179L180 249L177 250L178 247L176 248L177 245H176V243H175L176 246L174 245V246H175V251L173 252V253H174V254H173V253H171V252L173 251V246H170V247H172V248H171V249H172L171 251H170V248H168L169 246H167V244H168L169 241L171 240L170 238H169L170 240H169V239H168V240L166 239V241L163 242V244H165V243L167 242V244H166L167 247L164 245L165 247L161 248L163 245H162V244H161L162 246L160 245L159 242H161V241H160L159 239H161L162 241H164L163 238H158V236L154 238V235L151 236V237H149L148 234H147V237H146V235H144V234H146V232H148L150 235H152L153 233L155 234L156 231H155V230L153 231V228H154V227H157V225H158V224H155V223L153 222L156 226H153L154 224H151V223H150V225H148V226L153 227V228H152V229H149L150 227L145 228V227H146V222H145V220H144V219H146V217H145ZM148 212L151 213V216H150V214H149ZM154 212H155V213H154ZM173 212H174V211H173ZM184 212H185V215L187 214L186 212H188V215H186V216L189 218L188 220H187L186 216L184 215ZM193 212H194V213H193ZM56 213H57V212H56ZM59 213H60V212H59ZM128 213H129L130 219H132L134 222H135V220L137 221L138 218H139V221H137V226H138V228H137V226L135 225L134 222H132L130 219H128V217H129V216L127 215ZM169 213H170V212H169ZM197 213H199V214H197ZM234 213H231V210H230V214H233V215H234ZM238 213H237V214H238ZM245 213H248V215L250 214L249 216H250L251 219L254 218V220H252V222L254 221L253 224L256 223V225H254L255 227L253 226L252 229L255 228V229L257 230V228H259V227L261 228V229H258L257 232L254 230V231H255L254 233H256V235L251 231L252 229L249 228L250 225L248 224V220L250 221L251 219H250L249 217H248V218L244 217L243 215H245ZM57 214H58V213H57ZM101 214H102L103 216H105L104 219H103V218H100V217H101ZM135 214H139V216L136 217ZM155 214H156V215H155ZM166 214H167L168 216H167ZM189 214H191L193 217H195V216H196L197 218L199 217V218H198L199 220H197L198 223L201 222V223H200L201 225H202V224H203V225L205 224V227L208 229V231H210L209 233H211V234L204 233L203 231H205V232H208V231H206V230H202V229H204L203 227H198L199 224L195 222V221H196V218H195V219H194V218H191L192 216L190 217ZM194 214H195V216H194ZM68 215H69V216L72 215V216H71L72 219H71V217H69ZM74 215H75V216H74ZM133 215H134V216H133ZM160 215L162 216V219H158ZM220 215H222V217H220ZM233 215H232V217H233ZM246 215H247V214H246ZM248 215H247V216H248ZM60 216H63V213H62V215H60ZM98 216H100V217H98ZM143 216H144L145 218H143ZM161 216H160V217H161ZM205 216H206V217H205ZM230 216H231V215H230ZM51 217H53V218H51ZM106 217H107V219L105 220ZM134 217H135V218H134ZM163 217H165L166 219L163 218ZM171 217H172V216H171ZM171 217H170V218H171ZM241 217H242V218H241ZM252 217H253V218H252ZM255 217L257 218V221L259 220L260 222H257V221L255 220V219H256ZM61 218H62V217H61ZM86 218H88L89 221H88V219H86ZM119 218L122 219L121 221L123 222V224H121L122 222L119 220ZM155 218H157V219H155ZM170 218H169V219H170ZM208 218H209V219H208ZM221 218H222V219H221ZM44 219H45V218H44ZM44 219H43V220H44ZM50 219H51V220H54V221L52 222ZM59 219H60V218H59ZM65 219H66L67 221H66ZM83 219H84V220H83ZM113 219H114V220H113ZM123 219H124L125 223H124ZM125 219H126L130 224H132L131 227H127V229L124 228V227H125L124 224H127V222H126ZM171 219H172V218H171ZM173 219H174V218H173ZM173 219H172V220H173ZM238 219H239V218H238ZM70 220H71V221H70ZM75 220H76V219H75ZM93 220H94V219H93ZM118 220L121 222L120 224H121V226H123V228H124L125 231H126V230H129V233H130V234L126 231V233H128L129 235L126 234V233L124 232L123 229H122V230H123V233H121L122 230H119V229H121L122 227L120 228V226H119V221H118ZM140 220L143 221V222H141ZM161 220H162L163 222H162ZM166 220H167V221H166ZM76 221H77V220H76ZM81 221H80V222H81ZM106 221H108V222H106ZM116 221H117V222H116ZM165 221H166V223H164ZM174 221H175V219H174ZM174 221H173V222H174ZM191 221H192V224H191ZM222 221H224V222L227 221L228 224L230 225L229 227H226V226H228V225H227V222L225 223L226 225H224V226L226 227V230L223 229V225H222L223 222H222ZM144 222H145V224H144ZM176 222H177V221H176ZM219 222H220V223H219ZM261 222H262V223H261ZM76 223H77V224H76ZM109 223H111V224L109 225ZM117 223H118V225H117ZM142 223H143V224H142ZM148 223H149V222H148ZM163 223L165 224V226H164ZM171 223H172L173 225H172ZM181 223H182V222H181ZM230 223H231V224H230ZM244 223H245V224H244ZM249 223H250V222H249ZM258 223H259V224H258ZM20 224H19V225H20ZM47 224H49V225L46 226ZM54 224H56V225H54ZM79 224H80V223H79ZM160 224H161V225H160ZM170 224H171L172 226H170ZM184 224H183V225H184ZM188 224H189V225H188ZM210 224H211V225H210ZM214 224H213V225H214ZM233 224H234V223H233ZM250 224H251V223H250ZM253 224H251L250 227H252ZM257 224H258V225H257ZM81 225H83V223H82ZM81 225H80L79 227H82ZM85 225H84V229H85V228H88V227L85 226ZM94 225L97 226V227H95ZM103 225H104V226L106 225L107 227L105 226V228H103ZM141 225L145 228V229H144V228L142 227L141 230L143 229L144 231H146L147 229H149V230H151L153 233H150L151 231L149 232L148 230H147L146 232H144V231L142 230L143 232H141V230L139 229V228L141 227ZM151 225H152V226H151ZM178 225H179V226H180V225L182 226V224H178ZM193 225L195 226L196 229L194 228ZM207 225L210 226V227L208 228ZM213 225H212V226H213ZM14 226H15V225H14ZM44 226L46 227L47 230H51V229H52V231H54V232H52V231H47L45 228H43V230H42V227H44ZM52 226H54V227H52ZM55 226H57L59 230L56 229L57 227H55ZM111 226H112V227L115 226L113 229H118V230H119V231H118V230H112V231L110 230L111 234H112V232H114V231H116L117 233L119 232V233H118V236L115 235V234H117V233H115V234L112 235L113 238L115 239V240H113V244H112L111 241H110V244H109L108 242L105 241V238H103V234H102L103 231L101 230V229H107V230H108V234H110V233H109V228H110ZM126 226H128V224H127ZM129 226H130V225H129ZM184 226H185V225H184ZM184 226H183V227H184ZM191 226H192V227H191ZM196 226H197V227H196ZM232 226H233V225H232ZM15 227H16V226H15ZM70 227H71V226H70ZM91 227H92V228H91ZM93 227H94V229H93ZM112 227H111L110 229H112ZM158 227H157V229H158L157 232H161V231H159V228H158ZM167 227H168V226H167ZM170 227H171V228H170ZM245 227H246L247 229L249 228L250 231H251V233H249L250 231L248 230L247 233L251 234V235L254 237L253 239H251V241L248 239V238H250L251 235L249 236L248 234L244 233L245 230L247 231V229H245ZM38 228H40L39 230H41V231H39V233H38V236L40 237L39 239L37 238L38 236H36V234H37V232H38ZM63 228H64V229H63ZM97 228H99L101 231H99V229H97ZM132 228H134L133 230L136 231V232H134V231L132 230ZM135 228H136V229H135ZM180 228H181V227H180ZM201 228H202V229H201ZM206 228H205V229H206ZM221 228H222V229H221ZM227 228H228V229H227ZM242 228H243V229H242ZM30 229H31V230H30ZM74 229H75V230H74ZM84 229H83V227H82V230L80 229L81 232H79L80 230H77V232H75V235L78 236V233H86V230H87V229H85V230H84ZM89 229H88V230H89ZM154 229H156V228H154ZM167 229H168V228H166V230H167ZM181 229H182V228H181ZM200 229H201V230H200ZM213 229H215V230L217 231V232H215V234H214V231H215V230H213ZM2 230H3V229H2ZM12 230H14V229H12ZM12 230H11V231H12ZM55 230H56V231H55ZM62 230H65L66 233H63ZM70 230H71V228H70ZM93 230H95V231L93 232ZM107 230H105V232H107ZM130 230H131V231H130ZM138 230H140L139 233H138ZM222 230H223L224 233L222 232ZM259 230H260V232H259ZM57 231H58V232H57ZM59 231H60V233H59ZM65 231H64V232H65ZM91 231L89 230L87 235H91V234H89V232H91ZM164 231H163V232H164ZM183 231H184V232H183ZM192 231H194V233H192ZM212 231H213V233H212ZM225 231H226V232H225ZM229 231L231 232L232 235L230 234ZM246 231H245V232H246ZM26 232H27V233H26ZM46 232H48V233H46ZM49 232H50V233H49ZM97 232H98V233H97ZM133 232H134V234H133ZM220 232L223 233V234H220ZM227 232H229V234L231 235V238H230V235H229V234L227 235V237H228L229 239H226V234H227ZM25 233H26V234H25ZM53 233H54V234H53ZM56 233H57V234H56ZM103 233H104V232H103ZM124 233L126 234L125 236L122 235V234H124ZM164 233H165V232H164ZM164 233H163V235H164ZM172 233H173V234H172ZM190 233L193 234L194 236H191ZM217 233H219V234H217ZM252 233H253L254 235H253ZM2 234H3V235H2ZM9 234H10V235H9ZM47 234H48V235H47ZM61 234H62V235H61ZM65 234H66V235H65ZM73 234H74V233H73ZM111 234H110V235H111ZM131 234L133 235V236H132V241H131V239H130V240H127V239L120 238V237H122V236L125 237V238H126V236L129 237V236H131ZM135 234H136V235H135ZM138 234H139V236H138ZM157 234L160 236L159 233H157ZM161 234H162V233H161ZM171 234H172V235H171ZM196 234H197V233H196ZM206 234L209 235V237H208ZM224 234H225V235H224ZM8 235H9V236H8ZM40 235H42V236H40ZM60 235H61V236H60ZM105 235H106V233H105ZM168 235H171V236H168ZM219 235H220V236H219ZM245 235H246V236H245ZM247 235H248L249 237H248ZM7 236H8V237H7ZM11 236H12V237H11ZM35 236H36V237H35ZM44 236H46V237H44ZM58 236H57V237H58ZM76 236H75V237H76ZM80 236H78V237L81 238ZM84 236H85V237H84ZM106 236H107V235H106ZM106 236H105V237H106ZM112 236H111V239H112ZM115 236L118 237L119 239H118V238H115ZM134 236H135V237L137 236L136 238H139V237H140L141 241H142V238L144 237V238H143V241H142L143 243L141 242L143 245H141L140 242H139L138 240H136V239H135V240L138 241L139 244H138L136 241L134 242V238H135ZM188 236H189V237H188ZM190 236H191V237H190ZM224 236H225V237H224ZM244 236H245L246 240H243V239H244ZM252 236H251V237H252ZM57 237H56V238H57ZM133 237H134V238H133ZM148 237L151 238V239H149ZM152 237H153L154 239H152ZM161 237H162V235H161ZM163 237H164V236H163ZM221 237H224V238H222V240L225 239L226 242H228V241H229V243H231V241L234 242V245H233V242H232L231 245H229V247H228V245H225V247L227 246V247L229 248V250L226 248V249L228 250V252H229V251L232 252L231 249H233V250H234V249H239V250H235L236 253H235V252H232V253H235V254H236V258H235V255H234V254H233V255H232V254L229 255L231 252H229V254H228V253L226 252L227 250H224V249H225L224 246L221 247V246H220L221 244H219V245L217 244V242L221 240ZM255 237H256L257 239H256ZM7 238H12V239H11V242H8V241H7V240H8ZM14 238H15V239H14ZM22 238L26 240V241L24 240V242H25L24 245L22 244L23 242H20V240H19V239H22ZM61 238H57V239H61ZM65 238H64V239H65ZM107 238H108V237H107ZM164 238H165V237H164ZM175 238L173 237V240H174V241H176ZM187 238H189L190 240H188ZM219 238H220V239H219ZM235 238H236L238 241L235 240ZM263 238H264V236L262 237V239H263ZM13 239H14V240H13ZM16 239H17V240H16ZM23 239H22V241H23ZM27 239H30V240H27ZM41 239H40V241H41ZM46 239H47V238H46ZM46 239H45V241H46ZM50 239H49V240H50ZM64 239H63V240H64ZM82 239H81V240H82ZM103 239H104V242H106V243H103V242L101 241V240H103ZM108 239H109V238H108ZM120 239H121V240H120ZM122 239H123L124 241H123ZM144 239H147V241L144 240ZM155 239H157V240H155ZM230 239H231V241H230ZM239 239H240V240H239ZM255 239H256V240H255ZM37 240H38V241H37ZM49 240H47V242H46L47 244H48ZM63 240L61 241L62 248H67L68 252L70 253V252H71V249L68 248V247H69V245L72 244V243L67 242L66 239L64 240V241H65V243H64ZM79 240H80V239H79ZM97 240L101 241V242L104 244V246H106V245L108 244L109 249H110V248L112 249V246L114 245L115 248L113 247V250L115 251V249H116L115 252H117V249H118L116 246L119 245V246H120V249H122V251L120 250V251H121V252H120L119 249H118V251H119L118 253L112 252L113 255H111L110 253L106 254L107 252H110V251H107V250H108V249H107L108 247L105 248V249H107V250H106V251H107L106 253H105V252H102L103 249H102V246H101V244H102L101 242H100V243H101L100 245H97V247H95V246H96V243L98 242ZM109 240H110V239H109ZM116 240H117V241H116ZM125 240H127V241H125ZM154 240H155V241H154ZM216 240H217V241H216ZM222 240H221V241H222ZM241 240H243V241H241ZM247 240H248L249 242H248ZM252 240H253V241L255 240V242L257 241V243L253 242ZM9 241H10V240H9ZM27 241H30V243L28 242V244H27ZM40 241H39V242H40ZM42 241H43V240H42ZM42 241H41V242H42ZM59 241H60V240H59ZM69 241H70V240H69ZM107 241H108V240H107ZM118 241H121V242L123 243V245L121 244V242H118ZM144 241H146V242L144 243ZM152 241H154V242H152ZM156 241H157V242H156ZM174 241H171V242L174 243ZM193 241H194V242H193ZM213 241H214V242H213ZM225 241H224V242H225ZM236 241H237V244L239 243V241H240V243H241V242H242V243L244 242V244L241 243L240 245H237V244H236ZM14 242H15V243H14ZM77 242H78V243H77ZM114 242H115V244L117 243L118 245H115ZM126 242H127V243H126ZM130 242H131V246H130L131 248H129V249H134V247H137L135 251H138V253H137V252H132V250H129V249H128V247H129L128 244H129ZM147 242L150 243V244H148ZM188 242H187V243H188ZM226 242H225L224 244H227ZM42 243H44V241H43ZM42 243H39V244L41 245ZM46 243H44V244L42 245V248H44V247L46 248V246H47ZM63 243L66 244V245H63ZM158 243H159V245H158ZM177 243H178V242H177ZM203 243H204L207 247H209V249L206 251L207 254L204 253V252H202V253L204 254V256H200V255L202 254V253L200 254V249L203 248V245H204ZM215 243H216V244H215ZM221 243H222V242H221ZM229 243H228V244H229ZM245 243H247V244H245ZM249 243H251V244H249ZM254 243H255V244H254ZM19 244H22V245L19 247V246H18ZM31 244L29 245V247H31V251H32L37 245H34L33 248H32V245H31ZM39 244H38V245H39ZM68 244H69V245H68ZM97 244H99V242H98ZM111 244H112V245H111ZM132 244H133V245H132ZM134 244H138V245H137V246H134ZM147 244H148L147 247H149V248L145 247ZM154 244H155V245H154ZM169 244L171 245V243H169ZM189 244H190V243H189ZM200 244H201V245H200ZM248 244H249V245H248ZM16 245H15V246H16ZM40 245H39V246H40ZM44 245H45V246H44ZM58 245H59V244H58ZM109 245H110V246H109ZM150 245L153 247L152 249H153V254H154V255L152 254V250H151ZM222 245H223V244H222ZM251 245H252V246H251ZM257 245H258V246H257ZM49 246L52 247V244H49ZM59 246H60V245H59ZM65 246H67V247H65ZM77 246H79V247H77ZM100 246H101V247H100ZM104 246H103V247H104ZM127 246H128V247H127ZM132 246H133V247H132ZM138 246H141L142 249H141V247L138 249ZM160 246H161V247H160ZM195 246H196L197 248H196ZM201 246H202V247H201ZM206 246H205V247H206ZM219 246H220L222 249H223V248H224V249L222 250ZM240 246H242V247H240ZM250 246H251V247H250ZM253 246H254V247H253ZM255 246H257V247L255 248ZM47 247H48V246H47ZM55 247L53 246V248L51 249V252H53V253H49L48 251H45V252H46V254H45V252H44L45 249H44L43 251H40L41 253L44 252V253H42L41 255H44V254H45L44 257L42 256V258H45V259H46V257H48V258L50 257L49 260H48V258L46 259V261L48 260V263L51 262V264H53V263L56 262V260H57V262L54 263V264H57V263L59 264V262L61 261V260H58L60 257H59V258H56V257H58V256H57V255L55 256V254H57V252H60L59 250L61 249V247H58V251H57V249H55V251H57V252L54 253L55 251H53V249H54ZM70 247H71V245H70ZM85 247H86L87 249H83V248H85ZM123 247L128 249V250L126 249L127 253L124 252L125 250L123 251ZM155 247H156V249H157L159 252L155 250ZM158 247H159V248H158ZM190 247H191V245H190ZM205 247H204L203 249H205ZM207 247H206V248H207ZM258 247H260V248H258ZM2 248H3V249H2ZM23 248H25V250H24ZM37 248H38V247H37ZM48 248H49V247H48ZM143 248H145V249H146V252L148 253V254L145 255L147 258H145V256H143L145 259H143V257H141L142 255L145 254V251H144V254L142 253L143 250H145V249H143ZM167 248L169 249V252L167 251V250H168ZM216 248H217V250H216ZM242 248H243V249H242ZM244 248H245V249H244ZM246 248H249V249H246ZM257 248H258V249H257ZM18 249H19V250H18ZM22 249H23V250H22ZM35 249H36V248H35ZM148 249H149V250H148ZM165 249H166V250H165ZM190 249H191V248H190ZM198 249H199V250H198ZM218 249H220V250H222V251H220V250H218ZM241 249H242V250H241ZM250 249H251L252 251H251ZM12 250H14V251H12ZM36 250H37V249H36ZM38 250H39V249H38ZM40 250H41V249H40ZM46 250H47V248H46ZM139 250L142 251V252H141V253H142L141 256H140V252H139ZM147 250H148V251H147ZM245 250H246V252H245ZM248 250H250L251 253H249ZM254 250H256V251H254ZM1 251H3V252L5 251V252H7V254H6V255H3L5 252H4V253H3V252L1 253ZM24 251H25V252H24ZM49 251H50V250H49ZM62 251H63V250H62ZM64 251H66V250H64ZM64 251H63V252H64ZM73 251H74V250H73ZM89 251H87V252H89ZM104 251H105V250H104ZM111 251H112V250H111ZM133 251H134V250H133ZM163 251H164V252H163ZM215 251H216L217 253H215ZM239 251H240V255H239V254L237 255V253H238ZM242 251H243V253L241 254ZM258 251H259L260 254L258 253ZM13 252H15L16 254L13 253ZM37 252H38V251H37ZM40 252H39V253H40ZM66 252H67V251H66ZM66 252H65V253H66ZM68 252H67V255H64L65 253L62 254V252L60 253V254H62V260H63V258L66 259V260H63V261H61V262L64 263V261H65V263H68V264H69V261L67 260V257H69V255H68L69 253H68ZM100 252L103 254V255H100L101 257L98 255ZM122 252H124V255H125V254H129V253H131V254L133 253V257H134V258L131 257V259H132V258H133V259L130 260V258H129L130 255H129V256H126V255H125L126 258H125V257H122V256H123V253H122ZM128 252H129V253H128ZM162 252H163L164 254H163ZM194 252H195V253H194ZM197 252H199V254H198ZM208 252H209V251H208ZM254 252H255V253H258V254H255ZM31 253H32V252H31ZM31 253H30V254H31ZM82 253H84V252H82ZM85 253H86V252H85ZM85 253H84V254H85ZM97 253H98V254H97ZM101 253H100V254H101ZM121 253H122V256H121ZM134 253H135V254H134ZM149 253H150V254H149ZM166 253L169 254V257H168V256H165ZM189 253H190V251H189ZM193 253H194V254H193ZM212 253H214V254H212ZM252 253H253V255H252ZM30 254H29V256H30ZM35 254H36V253H35ZM48 254H49V255H48ZM73 254L78 255V253H74V252L71 253L72 256H73ZM96 254H97V256H99V257H97ZM109 254H110V255H109ZM116 254H117L118 256H117ZM155 254L157 255L156 257H155ZM161 254H163L162 256H165V257L167 258V260L165 261V259H164V257H163V259H164L165 262H164L163 259L161 258V256H160ZM8 255H9V256H10V255H14V256L9 257ZM36 255H38V254H36ZM53 255H54V256H53ZM82 255H83V254H82ZM115 255H116L117 257H116ZM170 255H171V258H170ZM173 255H174V256H173ZM192 255H191V256H192ZM196 255H197V257H196ZM246 255H242V258L244 257V259H243L242 261L245 260V263H246V264H248V263L250 264L251 261H252V262H251L252 264H256V261H257V263L260 262V264H262V263L264 264V261H263V260H264V259H263L264 257L259 256V257L261 258L262 262H261V260H259V259H260L259 257H258L257 259H255L256 261L253 259L254 261H253V260H249V262H248V258L250 259V257L248 256V258H247ZM251 255H252L253 257H252ZM29 256H28V257H29ZM31 256L33 257V255H31ZM38 256H39V255H38ZM59 256H60V255H59ZM78 256H79V255H78ZM84 256H85V255H84ZM90 256H91V257H90ZM103 256H104V258H102ZM111 256H112V257H111ZM120 256H121L122 259L125 260L126 262H124L123 260H121V257H120ZM148 256H149V257H148ZM158 256H160V258H161L160 260H158V259H159ZM177 256H179V255H177ZM208 256H207V257H208ZM212 256H211V257H212ZM237 256H238V257H237ZM4 257H5V258H4ZM16 257H17V258H16ZM22 257H23L24 259H23ZM52 257H53V258H52ZM79 257H81V255H80ZM119 257H120V258H119ZM175 257H176V259H175ZM200 257H201V258H200ZM203 257H204V260H203ZM209 257H208V259H209ZM221 257H220V258H221ZM8 258L6 259L7 262H8L7 264H13L12 259L8 261ZM38 258H39V257H38ZM55 258H56V259H55ZM74 258H75V256H74ZM74 258H73V260H74ZM95 258H96V259L98 258V259L96 260ZM99 258H100V259H99ZM124 258H125V259H124ZM127 258H129V260H128ZM136 258H135V259H136ZM157 258H158V259H157ZM212 258H213L212 260H211V258H210L209 262H208V261H207V262H208L209 264H210V263L213 264L214 262L217 263V261L210 262V261H213V260L216 259V257H212ZM214 258H215V259H214ZM218 258H219V257H218ZM222 258H221V259H222ZM237 258H238V260H237ZM16 259H17L19 262H18ZM30 259H31V258H29V260H30ZM34 259H36V260H34ZM34 259H32V260H30V261H32V262L37 261V263H42V262H41L42 260L39 259V261H38L37 257L35 258V256H34ZM45 259H44L43 261H45ZM54 259H55V260H54ZM70 259H72L71 256H70ZM84 259H86V257H82V258L79 259V260H80V264H82V263H83V264H84V263H86V264L90 263L89 261L86 262L87 259H86V260H84ZM101 259H102V260H101ZM115 259H116V260H115ZM180 259H181V260H180ZM208 259L206 258V260H208ZM221 259H220V260H221ZM6 260H5V262H6ZM29 260H28V261H29ZM40 260H41V261H40ZM50 260H51V261H50ZM53 260H54V261H53ZM76 260H77V258H76ZM76 260H75V261H76ZM79 260H78V261H79ZM94 260L96 261V263H95ZM98 260H99V261H98ZM106 260H105V261H106ZM143 260H146V261H143ZM161 260L163 261L162 263L160 262ZM233 260H234V262H233ZM235 260L238 261V262H236ZM46 261L44 262V264H46ZM49 261H50V262H49ZM52 261H53V263H52ZM75 261H72V262H75ZM78 261L75 262V263H72V262L70 261V264H71V263H72V264H78V263H79ZM100 261H101L102 263H101ZM116 261H117V262H116ZM120 261H121V262H120ZM122 261H123V262H122ZM132 261H133V262H132ZM136 261H137V260H136ZM148 261H147V262H148ZM157 261H158L159 263H158ZM221 261H222V260H221ZM81 262H82V263H81ZM113 262H112V263H113ZM129 262H127V263L129 264ZM149 262H150V261H149ZM156 262H157V263H156ZM193 262H194V264H196V263L199 264V263H198V260L196 261V263H195V260H194ZM193 262H192V263H193ZM207 262H206L205 264H207ZM218 262H219V261H218ZM0 263L2 264V261H1ZM22 263H21V264H22ZM30 263H31V262H30ZM35 263H36V262H35ZM35 263H34V264H35ZM63 263H61V264H63ZM65 263H64V264H65ZM119 263H117V264H119ZM150 263H151V262H150ZM166 263H167V262H166ZM166 263H165V264H166ZM169 263H168V264H169ZM192 263H191V264H192ZM5 264H6V263H5ZM14 264H15V263H14ZM31 264H33V263H31ZM42 264H43V263H42ZM90 264H92V263H90ZM103 264H109V263H108V262H106V263L104 262ZM110 264H111V262H110ZM139 264H140V263H139ZM148 264H149V263H148ZM151 264H152V263H151ZM218 264H219V263H218ZM220 264H222V262H220Z\"/></svg>","mask_w":264,"mask_h":264},{"label":"crops","instance_id":"0c3cea01","mask_svg":"<svg viewBox=\"0 0 264 264\" xmlns=\"http://www.w3.org/2000/svg\"><path fill=\"white\" fill-rule=\"evenodd\" d=\"M13 2V0H0V20L4 16L7 11L9 5Z\"/></svg>","mask_w":264,"mask_h":264}]
</instances>
